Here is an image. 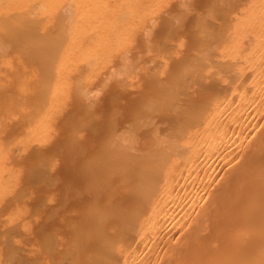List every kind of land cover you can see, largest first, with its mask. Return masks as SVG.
Instances as JSON below:
<instances>
[{"label": "bare ground", "instance_id": "bare-ground-1", "mask_svg": "<svg viewBox=\"0 0 264 264\" xmlns=\"http://www.w3.org/2000/svg\"><path fill=\"white\" fill-rule=\"evenodd\" d=\"M168 1H170V0H0V56H2V57H0V59H5V58L8 59L9 56L11 58V54L9 52L8 53L10 55L8 54L9 56L8 55L5 56V54H7L6 50H10V48H12L11 50L13 52L14 51L18 52V50L20 48L22 50H19L20 54L17 57V59L20 58L21 55L23 56V55L27 54L25 56L26 57L28 56L32 60L31 59L30 60L27 59L28 57L27 58L24 57V58H25V60L27 59V61H29V62L32 61L31 63L28 62L30 65L31 64L32 65L35 64L36 61H37V63H40L41 61L44 60L46 62L45 63L43 61L44 64H46V66H49V65H47L48 61H46V59L52 61V62H50L51 63V65L49 66L50 69H48L47 67H43V66H45L43 63H42V66H40V68L34 69V71L35 70H40L41 71L43 69L45 72L48 69L49 71L47 70V72H51V74L50 73H45L47 75V76L45 75V78L49 77V75H50V78L49 79L47 78L48 79V83L47 82L45 83V81L44 82L42 81V80H47V79H44V77L41 80L43 82V84L44 83H45V85L47 84L46 87H41L42 91L43 92H44V90L46 91V88H47V91H46V93H44V95L46 94L45 96H43V92L41 91L42 92L41 96H42V98L43 97L44 98H43V100L40 103V106L38 108V112L36 111L37 115L34 114L36 117L34 116L33 119L31 118V120H30V118H28V117H30V115H29L30 112L28 113V111H30V110H28L30 107H28V109L26 108L28 111L26 110L25 113H24V109H25V106L27 105V103H25L26 105L25 104L22 105L26 101L30 104V101H29L30 100L29 99L30 96H28L29 98L25 99L26 101L23 99L25 97V95H27V92H28V91H26V89L28 88L27 86L31 84V83H29V84L27 83V82H29L30 78L29 79H24V80L22 79L23 75L26 74L25 69L27 70V68H29L28 64H26V62H24L26 64L25 66H27V68L25 67V69H24L25 72L24 73L19 74L21 78L20 79L17 78V79H19V81L21 80L20 82H22V80L24 81V83L23 82L22 83H18L17 82L20 85V88H18L19 90L17 89L19 91V93L20 92H22V93L26 92V94L23 93L24 97L21 98V94L22 93H20V94L17 93V90L15 91V93L12 92V91H14V89L11 91L12 92L11 94L10 93L8 94V92H10L9 89H7L8 91L5 89L7 93L3 92L4 88L2 89V87L5 84L2 85L4 81L0 80L1 81L0 84L2 85V86L0 85V90H1L0 91V96L6 95V96H2V98H5V100H6V97H7V101H8V99L10 101V102H7V101L2 99L3 102H4L3 103L4 104V110H7V112L4 111L3 113L4 114L7 113L6 114V118L7 119L5 120V118L4 119L2 118L0 120V123H2L1 121L7 122V126L9 128L11 126V128H12L13 125H11V124L14 122V119H16L18 117L13 118V121H12L11 118H10V117H13V116H10L11 113L14 114L16 112V114H17V111L19 110L18 111L19 113L16 116L20 115V117H21V114H22L21 112H23L24 117H25V114H27V113L29 115L27 117L28 121H29V124L27 126L28 128H26V132H25L24 138L20 142L16 140L17 144L15 142H13V141H15V139H14L15 137H13L14 140L11 139V138H8V140H7L5 137H3V136H7L6 132L9 133V136H10V133H11L10 131H8V129H9L8 127L7 128L5 127L7 130H5V128H3V125L6 126V123L5 124L3 123V124L0 125V127L5 130V132H3L4 130L0 129V134H1L0 138L2 137V141L0 140V203L1 204L4 201V198H6L7 195L12 193L11 191L15 187H17L16 185L18 184L19 179H20L19 178L20 177L19 176L20 175L19 174V170H20L19 167L21 166L20 163H19V167L17 168L19 170L15 169L14 166H15L16 163L14 162L13 167H11V165L13 164V160L11 162L9 158H11V155H16V154L9 153L10 151L12 152L13 149L11 148L12 150L11 149L9 150L8 148H10V146L7 147L8 145L5 146V145L2 144V142L5 141L6 144L7 143L9 144V143L12 142L13 145L15 144L16 146L18 145V142L22 143L23 145L21 144V146H23V148H20L18 150H20V151L22 150L23 153L26 152L25 149H28L27 147L31 148L32 146H35V145L38 147V149L36 147H33L34 148L33 150L36 151L35 153H37L36 154L37 156L31 157V158H33L35 160V158L40 155L38 157V159L39 158H41V159L40 160L36 159V160H38L39 163L35 160V163L37 165H39L38 168L36 169V164H34L35 167L30 165L31 168H30L29 165H28L29 168L26 165V167L28 168L27 172H29V169H30V171H32L31 169L34 167L33 168L34 172H32V173L30 172L31 175L33 174V176H30V174L27 173L26 171H25L26 173H24V171L22 172L20 170V172H22L25 175L24 176L21 173L23 178H24V180H27V181H25L26 184H29V185L25 186L24 182L21 184V181L23 180L22 176H21L22 180L20 179L21 181H20V184H18V185H23L22 188H25V190L24 189H22V190L24 192V191L30 190L29 189V188H31L30 184L31 185L32 184L33 185H35V184H43V181H46V179L48 178V176L45 173V170L47 169V165H48L47 162H49V161H46L48 159V158H46V157H48V154H45L46 153V149L42 150L43 148H46V147L41 148V146L44 145V143L46 141H47L46 143H48V141H50V144H51V140L53 139L52 137L54 136V133H55V127H53L52 124H55V126H56L57 124H59L61 122V121L58 122V120H60V117L61 118L64 117L65 113H63V112H65V111L64 110L62 111V109H64L65 106H66V103H65V101L67 102L66 99L71 98V100L69 99V102H67V105L69 106L70 104H72V102H70V101H74L75 99L79 98V97H77L78 94H79V96L81 95L83 97H84L85 94L87 95L88 92L85 93L84 90L86 88L88 89V87H90L89 84H88L89 86L87 85L86 81L82 80L83 78L80 79V77L77 76V73L79 72L78 70L80 68H82L81 65L83 64L82 65L83 67H85V65H86V71L85 72L88 71L87 72L88 74L90 73V75H91L92 72H95V73L92 74V75L95 74L93 76V78H91L90 75H87L86 78H85V76L83 74L84 80H88V83H89V80L97 79V80H94V81L98 82V79L100 80L101 79L100 77L105 75L103 73L108 71L107 70V71L103 72L102 73L103 75L101 76L100 75L101 74L100 71L104 70V69H101V68H104L103 66H106V64H107V66L111 65V67H113L112 66L113 61L114 62L117 61L119 55H120V57L122 56L121 54H119L121 52L120 50H119L120 52L118 53V49H122L124 47L122 49V51L125 49L124 52H123L124 54L122 53L123 54L122 57H124V58L121 57L119 60L120 61L124 60L125 62L127 61L126 65L128 64L127 66H129V67H126L123 61H122L123 62V64H122V62L120 63V61L118 60V64L119 65L121 64L120 65L121 67L119 65H117L116 62H115L116 64L113 63L114 66L117 65V66L120 67V68L118 67V69L116 67H113V69H115V70L117 69L116 73H118L120 70L124 69L123 70L124 74L120 75L121 74L120 72H122V71H120L118 75H120L121 77L116 76L117 74L115 72H113L115 70H113L112 68H111L112 70H110V67H108L109 68L108 72H110L109 74H111V76H112V72H113V76L111 78L114 77L115 79H117V80H115V82L117 81V84H119L120 86H122L121 84H123V83L126 84V85L123 84V86L125 85L123 88L121 87V89H123L122 90V92H123L125 87L127 86V83L124 80H120L121 82L123 81V83H120L119 79L120 78L123 79V75H125V73H127L126 71H128V73H129V70L133 69V67H134L133 64H135V68H136V66L138 67L137 63H135V62L139 61L137 59H136L137 61L136 60L134 61L131 58V56L129 55L130 52H131L130 46H128L129 49L127 50L126 47H125V46H127L126 43H130V42H128L129 38H131L130 36L131 35L134 36L135 34H137L135 32H137V30H139V29L140 30L144 29V31H146V29H147V33H148V31L151 32V30H148V28L150 29V27L154 26V27H152V29H155V27H156L155 25H157V23H159V22L156 21L157 19H154V18H157V16L155 17V15L157 14V12L161 11L160 8L163 7V5L165 7H166L167 4L171 5L170 3H167ZM172 1L173 0H171L170 2L175 4V2L177 3V1L180 2L182 0H176V1H173V2ZM186 1H187L186 3H188L189 0H186ZM213 1H212V4H213L212 7L210 5H208V6H210V7H208L209 9L213 8V6H214V10L211 9L210 11H219V10H221L222 12L219 11V13L221 12V13L226 14V15L223 14L225 16V19H226V20H224V17H223V21H225V22H227L229 24L230 21H227V19H228V16L230 17L231 15L228 14V12H229L228 10L226 11V6H223L224 4L221 1L222 6L219 9L220 4H215L214 5V3L215 2L219 3L220 1L216 0V1H214V3H213ZM233 1L235 2V0H233ZM113 2H114V4H113ZM246 2H248V4L246 6H245V4L242 5V4L238 3V4L242 5L245 8H244V10H242V9L240 10L241 13L239 15L237 14V13H239L238 12L239 10L237 11V13L235 12L237 17H234L235 19H234V21L231 24H229L230 25L229 27L226 24L227 25V29L224 28V27H226V25L223 24L222 20L221 21L219 20V23L222 22V24L224 26H221L222 24L220 25L218 23V21H217V24H219V26L216 24L217 27L216 26H214V27H216L218 31H219V27L222 30L225 29V30H223L221 32L217 31V33H219V35L217 34L218 36L214 33V31L216 29L215 28L214 29L210 28V27L213 26L212 23L213 22L216 23V21L213 20L212 23L211 22L209 23L212 26H208L209 20H208V22L206 20L207 19L206 17H208V16H209L208 18L211 19V17H213L212 15L215 16L212 19H216L217 13L212 12V14H211V13H209L210 11H208V9L207 10L204 9L205 11H208V13L205 12L204 15L203 14L200 15L201 16L200 18H199V16H197V19H198L197 22L200 23L201 20H199V19L204 17V19L203 18L202 19L205 20L206 25L204 23H202L203 20H202V22L200 24H203V26L205 25L206 27L204 26L205 27V28L203 27L204 29H202V28L199 29L200 26H202V25H200V26L198 25L199 26V28H198L199 30L198 29L196 30L197 27L195 26L196 27L195 28L196 32H198L200 30L205 31V32L200 31L199 34H198L199 36H201L200 34H202L201 39L198 37V39L201 40L200 41L201 43L197 46L198 48H201V49H199L200 51L198 50V52L199 53L202 52V55H200V54H198V56L196 55L197 58L199 57L198 59L196 57H195L196 59L194 57H192L195 60L190 58L191 59L190 61H188V62L185 61V62H187V66H186V64L184 62L185 65L182 64L183 67H178L175 70L178 73L177 78H176V75H175L176 74L175 71L173 72V73H175L174 74L175 76H173V77L176 78V80L179 79V82H182V84L179 85V84H177L178 82L173 81L174 80L173 78H172V80H171V78L170 79L168 78L169 81L171 80L170 83H168V84H171V82L173 81L174 83L176 82L175 84H177L178 87L180 86L181 88H184L186 86L185 89L188 90V91L186 90V92L189 94L190 93L189 92L190 91L189 87L192 86V88H193V86L195 84H196L195 86H197V87L200 84H206L207 83L206 80L208 81L212 77V80L211 79L210 80L213 81V82H211L209 80V84L211 85V83H213V86H211L209 88L208 87L209 84H206L204 86L202 85V87H200L201 85L198 87V89L202 88L201 89L202 91L206 88V90L209 92L208 95H210V98L207 100V102L203 101L205 103L201 102L200 103L201 105L195 106V105H193L194 104L193 103L194 102L193 101L194 97H193L192 98V101H193L192 104H190L191 102L187 101V102H189V103H187L188 104L187 105L185 102H186V100H190V99L188 98L189 97L188 94H187V97L184 96V95H186L185 89H183V90L178 89V87L175 84H173V85H175V87L167 89V87L165 88V86H163L166 83H163V85H161L162 83L160 84V82H162V81H160V78L157 77L159 79V81L157 80L159 85L163 86V87H161L162 91L159 90V92H161V94H162V92H164V93H166V91L168 92V93H166L167 95H165L163 93L165 96L162 94L165 98H163V96L161 94H158L159 100H158V97H157V99H155L156 96H155V98H154V96L153 97L151 96V99H149L151 103L149 102V100H147L148 102L146 101L150 105L149 104H144V109L143 110L141 109V108H143L141 106L140 109H139L141 111H138L139 113L137 112L136 113L137 115L135 114L136 118H135V116L133 114L134 122L130 121L132 123H129V126L126 125L127 127H129L127 130L124 127V129H123L124 133H123L122 130H121L122 132H120V131H118L116 129L117 127H114L116 125V121H114V117H113V120L112 119L109 120L110 122L114 121L112 123H114L115 125L111 123L112 126H110V129L114 128L115 131L112 129L111 131H112L113 135L109 134L108 138H110V136H112L111 140H113L115 137L120 138V136H118V135L124 134L123 136L121 135L122 136L121 138L124 137V139H125L126 137H128L130 139H128L127 141L125 140V142H124L123 139L118 140V138H117V140H115L116 139L115 138L114 142L112 141L113 144H111L110 142H108V141H111V140H109V139L107 140L105 138L106 141L103 140V142H101V143H104V144L105 143L108 144V146H105V147L103 146L104 148H107V150L104 149V153L103 152L102 153L105 154V152L108 151L109 153L106 152L105 156L108 155L109 157H108V159L102 160V159L99 158L100 156L101 157L103 156V154L101 153V155L99 154L98 157L95 156L98 159L93 158V159L97 160V162L96 161L92 162L94 160H92V161L90 160L91 162L87 160V163L89 164V165L86 164V166L89 167L87 174H89V173L92 174V176H90V175L89 176L91 178H93L94 180L91 181L90 177H89L90 179L86 178V180L90 181V183H89V181H86V184L88 183L87 184L88 185L87 189L90 186L89 190L86 193H88L89 191L92 190L91 186L98 187V185L96 184V183H98V180L95 179L96 177H99L98 175L103 174L102 176L99 177V178L102 177V180H105L104 178L108 179L110 177H112L111 178V180H112L114 177H119V176H120V179H121L122 175L125 176V171H126V174H127V172H128L127 170L131 169L134 172V174H132L133 172L131 173L132 175H134V176L131 175L132 176L131 179L134 178V180H135V182L133 181L134 186H135L134 194L136 193L135 194L137 196L136 199L137 200L139 199L138 201L140 203L145 204L146 208L144 207L145 209L141 211L142 206H140L141 209L139 207H137L138 210H133L132 214L129 217L121 215L122 213L120 214V216H118L121 219L120 222L117 225L118 229L116 228L117 231H118V233H117L118 234L117 235L118 238H116L114 240L113 239L111 240V237L109 238V237L106 236L105 239L107 241L105 239L102 240V242H104V243H102V248H99L98 250L96 249L94 251L96 253V255H94V256H97V258H98L97 253L98 254L102 253L101 254V260L99 259L100 260L99 264H166V263H173L174 261H177L179 258L181 259L182 257L183 258H188L187 255L189 253H190V255L192 253V255L189 256L190 260H189V258H188V260L185 259V262L187 260V261H190L191 264H192V262H191L192 261V259H191L192 256H193L192 258L194 260L193 263L195 262L196 264L197 263L198 264H264V174H263V172H264V168H263L264 167V162H263V159L260 160V158H259V156H261V158H262V155H263V152H264V0H246ZM246 2L244 1V3H246ZM182 3L184 4L185 2L182 1ZM182 3H180V4L178 3V4L180 6H182ZM186 3L184 4V6H186ZM210 3H211V0H210ZM236 3L237 2H235V5H233L234 7H236ZM65 4H66L67 8L70 11L68 9H66V11L63 9L64 7H66ZM218 5H219V7H217L216 10H215V7L218 6ZM184 6L181 7L183 11H184V9H183ZM187 6H189V5H187ZM167 7H169V6H167ZM190 7H192L191 3H190ZM61 8L65 11L64 13H63ZM119 8H120V11H119ZM121 8H124V9H121ZM188 8L189 7H187V9ZM222 8H224V9H222ZM187 9L185 10L186 13H187V11L189 12V9L188 10ZM227 9H228V7H227ZM164 10H166V9L164 8ZM194 10H196V9H194ZM235 10H237V9H235ZM61 13H63V15L66 17L65 18L66 20L64 19L65 21L62 19V18H64V16ZM161 13H162V11H161ZM182 13H179V15H181L180 18L184 17L182 15ZM199 13H201V12H199ZM235 13L233 14V16L235 15ZM65 14L69 15L68 18H67V16ZM183 14H185V12ZM187 14H185V15L187 16ZM206 14H211V16L210 15L206 16ZM227 14H228V16H227ZM162 15L168 16L167 13L166 14L163 13ZM179 15L175 16L174 18L178 19ZM219 15H221V14H218V16H217L218 19L219 18L222 19L221 16H219ZM159 16H161V14ZM159 16H158V18H159ZM153 19L156 22L155 24L152 23ZM170 19L172 20L171 17H170ZM184 19L186 20V17ZM177 21H179V19ZM65 22H67V23H65ZM149 22H151L150 24L151 25L153 24V25L150 26L148 24ZM59 24L61 25L60 27H59ZM147 24L149 26H147ZM55 25H58V27L60 29L56 28L57 29V33H53L52 34V32H50V29H52V27L55 26ZM170 25H171V23H170ZM58 29H59V32H58ZM207 29H208V32H210L211 29H212L211 32H212V34H215L214 35L215 37H213L212 34H210L211 32L210 33L206 32ZM140 30H139L138 34L136 35L138 37H139ZM169 30L172 31L173 28L171 27V29H169ZM33 31H35V33ZM53 31H54V29H53ZM161 31H163V30H161ZM166 31H168V30H166ZM224 31H226V33ZM168 32H169L170 35L174 34L173 32H170V31H168ZM204 33H205V35L207 33H208V35L210 34L208 37L212 36L213 39L212 38L210 39V41L212 42V45H216V44H218L217 42H221L220 45L219 44L217 45V49L215 48V46H211L210 47L204 42V40L207 37V36L204 35ZM221 33L224 34L223 35L224 37H222L223 40H220L221 39L220 38L219 39L220 41H219L217 37H219ZM144 34H146V33H144ZM144 34L143 33L141 34L142 37L144 36ZM150 34H152V32ZM150 34L148 35L149 41L151 39L150 38L151 37ZM138 37L136 38L137 41L135 40L136 42L134 41L133 38H131L130 40L133 39V41H131V43L135 42L134 44H137L139 42L138 41ZM37 38L38 39L40 38V40L43 38V39H46V41L43 40V42H42V40H41L40 41L41 43H40V42H38L39 41L38 40L37 41L38 43L36 42L37 43L36 44L34 41H36ZM139 38H141V37H139ZM146 38H147V35H146ZM216 38H217V40H216ZM198 39H197V41H199ZM214 39L217 42L216 41L213 42ZM7 40L11 41V43H15V45H13V44H11L9 42H6ZM47 40H48V42H47ZM50 40H51L52 43L51 42L49 43ZM44 41L47 42V44L48 43L51 44V45L48 44V46H51V47H48V48L46 47L45 48V46H47V45L45 43V46H44ZM143 41L145 42V40H143ZM147 41H146V43L148 44ZM169 41H171L170 42L171 44H173V42H174V41L172 42L171 38H169ZM169 41H168V43H169ZM207 42H209V39H208ZM8 43H9L10 47H8ZM33 43H35V44L32 45ZM39 43H40L41 46H44V48L46 50L43 47H39L40 46ZM131 43L128 44V45H132ZM149 43H150V47H149V45H147L149 47V50H148L149 54L150 53H154L153 50H154L155 47H151V44H153V41H152V43L151 42H149ZM164 43L162 45L159 43L160 44L159 45V49L163 50V52L166 53L165 54L166 56H169V53L167 55V52H168L167 49H163L165 47V45H167L168 43L166 42L165 45H164ZM210 43H208V44H210ZM140 44H142V43H140ZM171 44L169 46L170 50L172 48ZM11 45H13V47ZM36 45H38L37 46L38 48L36 47L37 50L35 48ZM181 45L182 44L179 43L180 47H182ZM15 46H17L19 48H15L16 50L15 49L13 50V48ZM31 46L33 48H35L34 49L35 51L31 48ZM152 46H154V44ZM156 46H158V45L156 44ZM160 46L162 48H160ZM175 46H176V43H175V45L173 47L175 48ZM145 47H144V49H145ZM148 47H146V48H148ZM212 47H214V49H216V50H214ZM7 48H9V49H7ZM30 48H31L32 51L29 50ZM165 48H167V46ZM177 48L174 49L175 52H178ZM211 49H212V52H214V54H216L215 56L211 52ZM11 50H10V52H11ZM116 50H117V52H116ZM155 50H156L155 52H157L156 48H155ZM28 51L29 52H33L34 51L35 55H32L33 53H31V55L33 57H30V55H28L29 54ZM128 51H130V52H128ZM174 51H171V52L169 51V52H170V54L173 53L175 55ZM196 51H197V49H196ZM215 51H216V53H215ZM23 52H24V54H23ZM114 52L118 53L117 54L118 57L115 55ZM125 52L129 53L128 54L129 57L125 58V56H127V53H125ZM158 52H159V50H158ZM46 53H48V54H46ZM41 54L45 55L46 58L45 57L42 58V56H41V59H43V60L40 61L39 59H40V55ZM143 54H144L143 61H145L146 56L149 55V54H147V55H145V53H143ZM154 54H155L154 56H156L158 53L157 54L154 53ZM159 54H160V52H159ZM47 55H48V57L50 59L47 58ZM112 55H115V58H117V60L113 59V61L111 63L109 61H111V59L114 58V56H112ZM174 55H172V56L175 57ZM176 55H178V54L176 53ZM211 55H212V60L210 59ZM13 56L14 55L12 54V57ZM149 56L154 57V56H152V54L149 55ZM213 56L215 57L214 58L215 60H213ZM38 57H39V59H38L39 61L38 60L35 61V59H37ZM141 57L143 58V56H141ZM156 57H155V60L157 59L159 64L156 66L154 64H156L158 62L155 63V60H153L154 62L151 61V63H154V64L151 65L154 68V71L153 70L152 71H153V73L154 72L156 73L155 68H157V67L159 68L160 67V69H158V70H160L159 72H158L157 69L156 70H157L158 74L161 75V74H163L165 72L164 68L166 67L165 69H167V70H168V68H167V65H165L166 64L165 60H164L165 62L163 61L164 63L160 62L162 60V58L164 59V57H162L161 55H158V57L161 60L160 59L158 60V57L157 58ZM173 57H171L170 60H173L174 59ZM188 57H190V56H188ZM109 58H111V59H109ZM129 58L132 59L131 63H133V61H134V63L131 65V67H130V62H129L131 59H129ZM137 58H139V57H137ZM169 58L167 57L165 59H169ZM14 59H15V56H14ZM150 59L148 61H150ZM13 60H10L11 62H9L10 63L9 66H7L8 65L7 63H5L6 59H5V61L4 60H0L1 64L4 61L2 66L5 67V70H6V66H7V69L9 67V69H8L9 72L8 73H10V74H11V72L13 73L14 71H18L17 69H19V67L17 69H15V70H14V68H12V71H10L11 70L10 66L15 67L16 60H14L15 62ZM192 60L195 61V62L191 63ZM8 61L9 60H7V62ZM12 61L14 62V65L13 64L11 65ZM108 62H109V64H108ZM208 62H211L210 63L211 65ZM104 63H106V64L104 65ZM17 64H18V62H17ZM20 64L21 63H19L18 65H20ZM40 64H38V67H39ZM143 64H144V67H145L146 63L143 62ZM122 65H123V67H122ZM148 65H149V63H148ZM168 65H169V63H168ZM21 66H20V69L23 68V66H22V68H21ZM77 66H78V69L76 68ZM124 66H125V68H124ZM151 66H148L150 68H148V67L146 68L147 71L145 70L146 73L149 74V75H150L151 72H149L148 69L151 70ZM188 66H190V67H188ZM41 67H42V69H41ZM90 67L92 68V70L90 69ZM140 67H142V65ZM140 67H138L140 70L144 68V67L143 68H140ZM161 67L162 68L164 67L163 71L161 70ZM186 67H188L187 68L188 71L186 69H184V70L182 69V68H186ZM35 68H36V66H35ZM44 68H47V69L45 70ZM74 68H76V70L78 72H76V70ZM87 68H89V69L87 70ZM128 68H130V69H128ZM138 68H136V69H138ZM73 69L76 72L74 74L76 75V77H78V80L79 79H80V81L82 80L83 81L82 84H84V82H86L85 85L87 87L85 85H83V87L85 86V89H83V90H81V88H83V87L81 85H79V81L78 80H77L78 81V83H77L78 85L76 83H74V84L77 85L76 87H79V88L81 87L80 88L81 92L80 91H76L75 87L72 90H70L71 89V84H73V83L70 82L69 78L71 76L68 77V75H69L70 72L73 73ZM97 69H99V70H97ZM125 69H127V70L125 71ZM136 69H134V71L130 70L131 73H129V75L131 74L130 75L131 77L133 75L132 72L135 73ZM139 69L137 71H139ZM144 69H143V71H144ZM178 69H181L182 71L181 70L180 71L182 73L179 72ZM8 70H6V71H8ZM29 70H27V72H29ZM80 70H83V69H80ZM96 70L99 71V72H97V74L100 73L99 74L100 77L98 76V78L95 77L96 76ZM31 71H32V69H31ZM83 71H80V72L83 73ZM143 71L141 70L142 73H143ZM161 71L163 73H160ZM183 71H187L188 75L183 73ZM40 73L41 72H39V74ZM155 73L154 74L151 73V75H153L152 77H154ZM191 73L197 74L199 76V78L197 77V75L196 76L195 75L194 76H190L189 74H191ZM39 74H37V76ZM43 74H41V75L43 76ZM109 74H108V76L110 77ZM28 75H30V73H28ZM28 75H27V77H28ZM78 75H80V74H78ZM138 75H139V73H138ZM164 75H165V73L163 74V76ZM169 75H171V74H169ZM179 75H181V76L179 77ZM32 76H35V78H37L36 75L32 74ZM88 76H89V78H88ZM108 76H106V78H105V80H107V81L109 80L107 78ZM145 76L147 77V75H145ZM155 76H157V73H156ZM186 76H190L189 78L190 79L193 78V79L191 80L192 82L190 81V83H189V78L187 77L188 80H186V84L184 85L185 82L183 83L182 79L186 78ZM209 76H210V78H209ZM133 77H134V75H133ZM152 77H151V79H152ZM194 77H195V79H194ZM1 78L2 77L0 76V79ZM5 78H6V76H5ZM9 78H10V76H9ZM9 78L7 77V79H9ZM35 78H33V79H35ZM71 78L73 79V77H71ZM111 78H110V81L108 83H110L111 81L114 80V78H113V80ZM129 78L130 77H128V81L130 80ZM141 78H142V76H141ZM197 78L199 80L201 78V81L199 82V80ZM206 78H208V79H206ZM7 79H5V80H6V83L7 82L9 83V85L8 84H6V85H8L7 87H9L12 82H10ZM76 79H73V80L75 82H77ZM103 79H104V77H103ZM124 79H126V81H127V78L124 77ZM133 79L131 78L130 81H132ZM144 79H146V78H144ZM148 79L151 80L150 78H148ZM164 79H166V78H164ZM105 80H104V83H103V85L104 84L105 85L104 86H98L99 87L98 90H97L96 87L92 88L93 87L92 85L95 84V82L93 81L94 82L93 83V82L90 81L91 86H92L91 89H93V90L96 89V91H94V92H96V96H97V93L100 90V87L101 88L105 87V86L108 87V84H106L107 81L105 82ZM161 80H162V78H161ZM195 80H198V81L195 82ZM204 80H205V83L202 82ZM11 81H15V78L13 80H11ZM101 81H102V79H101ZM101 81H99V82H101ZM154 81L157 82L156 78L154 80L152 79L151 82H154ZM165 81L166 80H163V82H165ZM36 82H37V80H36ZM133 82H134V80L131 82V84ZM155 82L153 84H156ZM193 82H195V83H193ZM25 83H27L28 85L25 84ZM158 83H157V85H158ZM14 84L15 83L13 82V85ZM18 84H17V86H19ZM21 84H22V86H21ZM43 84H41V85H43ZM128 84H130V83H128ZM32 85H33V82H32ZM32 85H30L29 87L31 88ZM133 85H136V84H132L131 85L132 89L135 88V86L133 88ZM159 85L156 86V90L158 89V87L160 89ZM73 86H75V85H73ZM131 86L127 87L128 89H125L126 93L129 92V89L131 90ZM206 86L208 87V89H207ZM30 88H28L27 90H30ZM162 88H164V90ZM102 89L107 90V88H102ZM136 89H139V88L137 87ZM210 89H211V91H209ZM206 90H204V92H206ZM30 91L32 92V88H31ZM30 91H29V93H30ZM88 91H89V93L93 92L92 90H88ZM181 91L182 92L184 91L185 94L184 93L181 94ZM192 91H194V90L192 89ZM198 91L200 92V90H198ZM72 92L74 93L73 94L74 96H75V94L77 92V94H76L77 96H75L77 98H74V96H72V94H71ZM131 92H132V90L130 91V93ZM211 92H212V95L210 94ZM16 93L18 94L17 98L15 97ZM68 93L71 94V95H70V97L66 98V96H69ZM135 93H137V92H135ZM37 94H39V93H37ZM180 94H181L182 98L184 97L183 99H185V97L188 98V99L183 101V99L180 98ZM9 95H11V96H9ZM124 95H127V94H124ZM191 95L192 94H190V98H191ZM8 96H9V98H8ZM18 96L20 97L19 102L17 100H15V99H19ZM92 96H91V98H92ZM134 96L135 95H133L132 97H134ZM160 96H162L163 100H160L161 99ZM178 96H179V98H178ZM37 97L39 98V96H37ZM88 97H86V98H88ZM145 97H147V96H145ZM10 98L12 100L14 99V102L16 101L18 103L15 102L16 103L15 104L13 101H12L13 103H11ZM86 98L84 97V102H86L85 101ZM93 98L95 99V96ZM116 98L115 97L113 98V101H112V103L114 102L113 105H116V102H117ZM147 98H149V97H147ZM21 99L24 100V101L21 102L22 101ZM152 99L154 100L155 103H152L153 102ZM177 99H178L179 103L180 102L181 103L184 102V103H182L183 106L181 105V103L179 104L177 102ZM79 100L81 101V97H80V99H78V103H79ZM144 100H146V99H144ZM32 101H31V103H32ZM82 101L79 103V104L82 103L81 105H79L78 103L77 104L79 106H82L83 103H84ZM87 101H89V103L87 105H90L91 107L94 106V105L92 106V103H90L91 100H87ZM20 102H21V104H20ZM75 102H76V100H75ZM91 102H93V104H96L93 100ZM5 103H7V104L10 103L9 105H7L8 108L7 107L5 108V105H6ZM68 103H70V104H68ZM77 104H76V106H78ZM84 104L86 105V103H84ZM97 104L95 106H97ZM195 104H198V103H195ZM113 105L111 106L112 108L114 107ZM184 105L186 106V108H188V109L190 108L191 111H189V110L185 111V109H184L185 106ZM0 106H1V100H0ZM71 106H69L67 112H69ZM189 106H191V107H189ZM2 107H3V105H2ZM91 107H89V106L87 107L86 106V108H85V106H84L83 108H85V109H81L80 107H77V109L80 108L79 111H81V110H85L86 111L87 108L89 110V108H91ZM65 109H67V108H65ZM77 109H75V110L79 113V111ZM11 110H13L14 112L10 113ZM90 110H92V108ZM90 110H89V113L92 112ZM162 110L164 112H160ZM32 111H33V109H32ZM61 111H62V113H61ZM113 111H114L113 114H116L115 113V109L112 110V112ZM154 111H155V113H154ZM158 111H159V114L162 113L164 115H165L166 112H168V116H167V114L165 115V117H169L168 119L173 118L175 120V118L173 116L174 115L179 116L180 117L179 119L177 117L176 118L182 122V123L180 122V124H175V123H179L178 121H176L177 119L175 121H173V119L171 121V119H170V121L172 123L175 122L174 123L175 126H174V125H172V123L170 121H169V124H167L168 120L166 121L167 122L166 125H168L166 128H168V127L171 128L170 125H172L174 127L172 128L171 133L168 132L171 129L169 130V129L165 128L163 130L162 128H164V127H162L161 128L162 129L161 130L162 131L161 134L163 133V135L165 136L166 133L164 134V131L166 130L165 132H168V135H169V133L170 134H172V133L176 134V138L179 137V139H176V138H174L173 136L170 135V137L174 138V139L170 138V139H167L168 140L167 141L165 139H166V137L168 135H166L164 140L167 141V143H166L167 145H166L165 148H163V150H160V151H158L159 150L158 147H159V145L161 143L160 142H159L160 144L159 143L156 144V143L159 141V139H163L162 138L163 136L162 135L159 136V138L157 140L156 139L157 136L155 135L156 134L155 131L158 129V127L160 125H158L156 123L158 125V127L156 126L157 129H154L155 131H151V130H153L152 127H155V125L153 124V123H155V122H153L155 119H153V117H155V115L158 114L157 113ZM86 112L88 113V111H86ZM86 112L84 113V111H82V113L84 115L83 114L81 115V113H79V115H81L82 117L85 116V118L84 117L81 118V116H79V115L78 116L80 118L76 117V115L78 113L75 112V115H74L73 114L74 112H72L71 114H73V115L69 114V115H67L66 119L65 118H63V119L66 120V122H68L67 121V119L69 118L68 116H70L69 121H71L70 120L71 118L74 119V117L78 118L79 120L82 119V121H80V123H79L78 119H74V120H78V124H80V125H78V126H80V127H78V130H79V128L83 129L82 125H81L82 123L85 124V122L89 121V125L90 126L87 125V127H89V129H92L94 126L96 127L97 125H95L93 121H92L93 124L91 125L90 119H92L93 117L90 116L91 118L89 119L88 118L89 117V113L86 114ZM94 112L96 113V110L93 111V113H92L93 116L95 114ZM59 113H61V114H59ZM62 114H64V115H62ZM85 114L88 115V116H86ZM152 114H154V115H152ZM164 115H163L162 118H164ZM3 116H5V115H3ZM56 116H59L58 117L59 119H56ZM137 116H139V118H137ZM148 116H150V118L153 116L151 118L153 120L151 121L148 118ZM181 116H183V117L181 118ZM95 117H97V116H94V118ZM156 117H158V116H156ZM8 118L11 120L12 123L11 122L8 123V121H9ZM27 118H26V121H27ZM97 118H96V120H97ZM159 118H161V117H159ZM83 119L84 120L86 119L85 122H84ZM115 119H116V117H115ZM64 120H62V121H64ZM148 120L151 121L152 123L149 124ZM24 121H25V119H24ZM94 121H95V119H94ZM56 122H58V123H56ZM66 122L65 121L61 122V123H63V124H61V126L67 125ZM110 122H109V124H110ZM25 123L24 122L23 123H19L20 125L18 124V125H16V127L18 128L19 126H21L22 124H25ZM95 123H96V121H95ZM9 124H10V126H9ZM73 125H75V124H73ZM144 125L145 126L148 125V127H150L151 130H147V132L148 131L150 132L149 135H151V134L153 135L154 134L153 138L156 137L154 139H155V141L156 140L157 141L155 142L151 138V142L153 141V143L151 145V150H154V148H152V146L154 144H155L154 147L156 146L155 150L151 151V153H148V150H146L147 152L145 151L144 153H148V154H146V155L144 154L143 155V153H141V155L139 156L140 150L137 149V151H135V149L137 147H135L134 144H136L135 142H137V139L140 136L139 134L141 133V132H139V133H136V132L140 131V129H141L140 127L141 126L144 128ZM152 125H154V126H152ZM22 126H24V125H22ZM22 126H21V128H22ZM67 126H70V129H72V125L71 124L69 125V122H68ZM75 126L74 127L77 128V124ZM13 127H14V129H17V128H15V124H14ZM51 127H52V130H54L52 132L53 134L50 133ZM84 127L86 128V124H85ZM11 128L9 130L13 129V128L12 129ZM24 128H25V126H24ZM145 128L147 129V127H145ZM87 129H85V130H87ZM75 130L73 131V133H76V134L72 135L73 133L72 134L70 133V135H72V137L74 136L76 138L77 132L79 133L81 131L80 130L79 131L78 130L75 131ZM95 130H96V128H95ZM136 130H138V131H136ZM159 130H157V131H159ZM113 131H114V133L117 131L118 135H115L116 133L114 134ZM144 131H145V129H143V134H144ZM93 132L94 131H92V133ZM125 132L129 133V135L126 136L127 133H125ZM5 133H6V135H5ZM49 133L52 136L49 135ZM114 135H115V137H114ZM137 135H139V136H137ZM157 135H159V134H157ZM136 136H137V139H135ZM72 137L70 136V138H72ZM77 137L80 138V136H77ZM4 138L7 141L6 140L3 141ZM63 138L65 139V137H63ZM70 138H68V139H70ZM132 138L134 139V141H131V140H133ZM9 139H11V141ZM48 139H51V140H48ZM18 140H19V138H18ZM70 140H67V144L70 147L67 144H65V143L64 144L67 145L70 150H72L71 147L73 148V145H75V148L73 149L75 151V149L78 148V147H76V144H78V143H75V142L72 141L73 144H72V142L70 144L69 143ZM78 140H77V142H78ZM129 140L132 143L129 142ZM164 140H161V142L164 141ZM53 141H55V140H53ZM118 141H119V143H118ZM126 142H127V144H126ZM11 144H9V145H11ZM79 144H80V148H82L80 142H79ZM150 144L151 143H149V146H150ZM54 145H56V144H54ZM16 146H14V147H16ZM19 146H20V144H19ZM19 146H18V148H19ZM56 146H58V145H56ZM136 146H137V144H136ZM160 146L163 147L162 144ZM63 147L65 148L64 145H63ZM161 147H160V149H162ZM35 148H36V150H35ZM39 148H41V149H39ZM56 148H58V149L54 148L55 150L53 149L52 152H51V153L54 152V158H55L56 151L61 149V147H60V149H59V147H56ZM80 148L78 150H80ZM156 148H157V150H156ZM5 149H7L8 152ZM16 149H17V147H16ZM83 149H85V148H83ZM33 150L31 149L30 150L31 153L29 152L31 154V156L34 154ZM37 150H39V151L42 150L43 152L38 154L39 151H37ZM28 151H29V149H28ZM74 151H73V153H74ZM110 151L111 152L112 151L115 152L116 155H114L115 156L114 159H113V157H110V154L113 156V153H111ZM136 152H138V153H136ZM261 152H262V154H261ZM23 153L21 152L19 154H21V156H22ZM42 153H44V154H42ZM48 153H50V152L48 151ZM51 153H50V157L49 158L54 159L53 156L51 155ZM76 153H79V152L76 151ZM81 153H83V152L81 151ZM19 154H17L18 158L21 157V156H19ZM60 154H61V150H60ZM68 154H70V153H68ZM43 155H45L46 157L43 156ZM8 156H9V158H8ZM17 156H16V158H17ZM27 156L29 157L30 155L28 154V155H26V157ZM42 156L44 157L45 161L43 160ZM69 156L70 155H68V157ZM75 156H76V154L74 155V157ZM13 157H15V156H13ZM13 157L11 159H13ZM24 157H25V155H24ZM24 157H22V159ZM61 157H63V156H61ZM65 157H66V152H65ZM263 157H264V155H263ZM103 158H106V157H103ZM111 158L116 162V164H115V162L112 161ZM99 159L102 160V161H99ZM49 160H51V159H49ZM109 160L111 161V163H109L110 162ZM233 160L235 161V163L237 162V167L235 166L236 164L233 166V168L235 167L234 170L235 169L237 170L236 171L237 175H235L236 172L234 173V171H229L231 169L233 170L232 167L230 169V165L232 166L231 163H232ZM7 161L9 163H11V165L9 163H7ZM30 161H32V160H30ZM51 161L52 162L51 163L49 162V163L51 165L53 164L52 168L54 169V165H55L54 161H56V159L55 160H51ZM84 161H86V160H84ZM19 162H20V160H19ZM40 162H42V163H40ZM43 162H46V163H43ZM73 162H74V160H73ZM112 162L114 164H112ZM90 163H95V164L93 166ZM8 164L10 165L11 168L9 167ZM102 164H103V166H102ZM110 164H112V165L110 166ZM17 165L18 164H16V166ZM83 165L85 167V164H83ZM91 165L94 167V168H92V170H90V167H92ZM95 165H97V167ZM112 166H113V168L115 170H116V167L120 168V170H119L120 172L119 171H115L114 169L112 170L111 169ZM45 167H46V169H45ZM95 167L97 169L98 168H100V169L96 170ZM105 167H107V168H105ZM262 168H263V172L261 174L260 170ZM13 169L17 170V171H14ZM22 169H23V167H22ZM50 169L48 167L47 171L48 172H50L51 170L53 171V169H51V170ZM85 169H86V167H85ZM104 169H105V172H104ZM110 170L115 171L117 174L118 173L119 174L116 176V174L114 173V175H113V172L110 171ZM95 171L97 172V174L95 173ZM99 171H101L100 172L101 174L99 173ZM35 172H36V174H34ZM82 172H83V170H82ZM110 172H111V174H110V177H109L108 173H110ZM227 172L229 174H227ZM94 173L97 176L93 175ZM121 173H122V175H120ZM233 173H234V175H233ZM104 174H106V177H105ZM230 174H231V176L228 178V175H230ZM44 175H46L47 178H45ZM48 175H51V174L49 173ZM128 175L130 176L129 172H128L127 176H125V178L128 177L129 179L126 178V180L124 182L127 181L128 183H130L132 180L128 181V180H130V177ZM26 176H28V177H26ZM75 176H73V177H75ZM217 176H218V178H216ZM219 176H220V180L218 181L217 179H219ZM233 176L234 177L236 176L237 178L236 177L234 178ZM260 176H262L263 178L261 179ZM31 177H32V179L35 178L36 180H32ZM36 177H39L40 179L36 178ZM224 177H225V179L227 177V179L229 181L231 180L230 178H232L234 181L237 179L235 184H236V186L238 188L237 187H235V188L238 189L239 192H240L239 189L243 190V188H248V187L250 188V190L249 189L246 190V196L245 197H243L242 195H237V196L234 197V200L230 199L231 198V196H230L231 192H229V194H226L227 197L223 193L225 191L224 188H226V187H224V185L226 184V181H225ZM28 178L30 180L29 183H28ZM50 179H51V177H50ZM223 179H224L225 183H224ZM78 180L80 181V178ZM95 180H96V182H94ZM111 180L109 181V179H108L109 184H110ZM233 180H231L232 184L230 183L231 181L230 182L228 181L229 183L228 182L227 183L229 185L226 184V186L227 187L230 186V185L233 186ZM34 181H36L35 184L33 183ZM51 181L52 180L46 181L44 185H46L48 182L50 183ZM221 181L224 184L221 183ZM37 182H39V183H37ZM93 182L95 183V185L93 184ZM104 182L106 183L107 181L105 180ZM49 183L47 184V186L49 185ZM100 183H101V181H100ZM253 185L256 186V189H253V187H252ZM110 186L111 185H109V187L108 186L107 187L111 188L110 191H112L114 188L112 189V187H110ZM232 186H231V188L234 189V187H232ZM27 187H29V188L27 189ZM94 187H93V189H94ZM102 187H105V186L102 185ZM66 188H68V187H66ZM228 188L226 190L230 191V189H228ZM16 189H17L18 192L16 194H13V195H15L14 196L15 200L18 199L19 201L18 200H16L15 202L12 201V203H14V204L10 205V203H9L10 201L7 202L8 201L7 200L8 198H7L6 199L7 201L5 200L4 203L7 202V204L10 205V207L11 206H13V207H11L10 211L7 213L6 220L4 219V216L2 214H3V212H7V210H9V207H8L7 204H6V206H4L5 204H3V206L5 208L8 207L6 209L5 208L3 209V206H1V209L5 210V211L1 212V214H0V217L3 220V221L2 220L1 221L4 224L6 222L8 223V227L5 228V229H7V231L10 232L8 234V238L10 236V239H11V236H12L11 234H13V233H20V234L22 233L23 235L25 234V236H22V237H26L27 233H31V231H32L31 230V227H32L31 223L33 225V222H31V220H32L31 218L35 217V219H34L35 222L34 223H38L39 219L36 220V216L38 218L39 217L38 214H41L40 212H38L39 210H37L35 207H34L35 211L30 209V208L28 209V207L25 204H29V202L27 203V201H26V202H24L25 204L21 203V201L24 198H25L24 200H26V198L28 196L32 195V194L29 195L30 191H28V195H27V192H26L25 194H23L24 196H22V194L19 193L20 187H19V189L18 188H16ZM101 189L102 188H100V190ZM22 190H20V192H22ZM77 192H78L77 193V197L75 196L76 193L74 194V197H76V198L82 197L81 196L82 194H80L81 191L80 192L77 191ZM91 192H96V191L94 190V191H91ZM104 192H106V191H104ZM227 192L225 191V193H227ZM96 194L99 195V193H97V192H96ZM132 194H133V192H132ZM236 194H237V192H236ZM20 195H21L22 200H20L21 198H18ZM25 195L27 197H25ZM218 195H219V197L220 196H222V197L219 198ZM228 195L230 197H228ZM88 196H90L89 193H88ZM212 196H214V198L217 197L216 201H214ZM8 197H10V195ZM95 197H94V200L96 199ZM211 197H212L213 200H211ZM60 198H62V197H60ZM89 198H91V197H89ZM89 198H87V199L89 200ZM73 199H75V198H73ZM47 200H49V203H50L52 198H51V200H50V198L47 199ZM208 200H209V202L207 203V205H208L209 210L212 207H214L212 210H215V208H218L217 211L220 210V212H217L216 210H215V212L217 214L221 215V216L224 215V216L227 217V215H225V214H230L234 210V212H233L234 215L231 214V217L228 216V218L230 217L229 221L227 220L228 222L226 220L222 219V221L224 220L223 221L224 223L227 222L228 224H229L230 221L234 220V221H232V223H234V224H230V225L227 224L228 229L230 228V230H232V233H231L232 236H230L229 233H228L229 235L227 234V236L232 237V238L229 237L231 239V242H229L227 240L228 242L222 248H221V246L215 245V243L212 244V242H210V240H212L213 238L209 239V243L207 241L208 238H206V240L204 239L205 235L208 233V232L207 233L205 232V231H208V230H206V229H208V227L205 228V224H206V226L209 225L208 223H209L210 218L211 217L213 218V215L216 214V213L213 214V211H211L210 213L207 211L208 208H207V205L205 206V202L208 201ZM79 201H80V199H79ZM91 201H92V198H91ZM212 201H213V203L216 202V203H214V204H216V207H215V205L210 203ZM239 201H242L243 204L241 202V206L237 207L238 203H240ZM16 202H19V203L17 204ZM82 202H83V199H82ZM47 203H46V205H47ZM53 203L54 202H52V204ZM90 203H92L91 204L92 206L89 205L91 207V208L89 207V209L95 208L93 206V204L94 205L99 204V203L96 204V202L95 203L94 202H90ZM140 203H139V205H140ZM209 203L212 206H209ZM46 205H45V207H48ZM99 205H97V206H99ZM42 206H44V205H42ZM107 206L108 205H106V207ZM118 206H120V205H118ZM39 207H41V205L39 206V204H38L37 208L39 209ZM45 207L44 208H40V209H45ZM99 207L96 208V211L92 210L91 212H93V214L95 212L98 213L99 216H97V218L98 217L99 218L102 217V220H100V221L104 222L105 219L110 218V217L106 218V216H108L110 214V211L106 213V211L108 209L107 210L104 209L105 212L104 211L101 212L99 210L100 211V213H99V211H98V209H100ZM205 207L207 208L206 210H205ZM53 208H55V206ZM53 208H51V206H50V209H48V211L52 212L51 210H53ZM55 209H58V208H55ZM116 209H118V208H116ZM2 210H0V211H2ZM36 210H37V212H36ZM109 210H110V208H109ZM112 211L114 212V214H118V212L115 211L114 209ZM29 212H30V214L31 213H34V214L29 215ZM53 212L55 214V212H57V210H53ZM221 212H222V214H220ZM35 213H38V214L36 215ZM101 213H103L104 216H101L102 215ZM105 213H106V215H105ZM56 214H58V212ZM56 214L53 216L54 218H55ZM232 215L233 216L236 215L237 218L236 217L232 218ZM30 216H32V217H30ZM91 216H92V214H91ZM94 216H95V214L92 216L93 219L95 220L96 217H94ZM121 216L124 218V220H123V218H121ZM85 217H87V216H85ZM103 217H105V218H103ZM125 217H128V218H125ZM214 217L217 218L219 216H214ZM226 217H225V219H228ZM47 218H48V215H47L46 218H44V220H46L44 222H46L48 224ZM49 218L54 219V218H52L51 215H50ZM67 218H68V216H67ZM89 219H91V217L88 218V220ZM93 219H91V224H90L91 228L89 227V229H92V224H94V223H92ZM111 219H112V217H111ZM111 219H108L107 222L109 220L111 221ZM74 221L75 220H73L70 223H73ZM96 221H97L98 224L100 223V222H98L99 221L98 219H96L94 222L96 223ZM218 221H219V226L220 227L222 226V229H223V225H222L223 222L220 224V220L219 219H218ZM188 222H189V224H188L189 226L185 225L187 227H184L183 224L184 223L186 224ZM211 222H213V219L210 221V224H211ZM3 223L0 222L1 225ZM46 223H45V225H47ZM76 223H78V225H75ZM108 223H110V222H108ZM105 224H107V223H105ZM114 224H115V222H114ZM5 225L3 227H6ZM36 225H38V224H35V226ZM39 225H38L37 228H39V227H43L44 228V224L41 225V223H40ZM67 225H70L71 227H73V226H75V227L76 226H81V225H79L78 221H75V223H73L72 225L71 224H67ZM84 226L85 225L82 224V229H84L83 228ZM102 226H103V224H102ZM219 226H218V228H219ZM3 227L1 228L2 230H3ZM67 228H68V226H67ZM225 228L226 227L224 226V229ZM77 229H80V227L77 228ZM203 229H205V231ZM228 229H226V230H228ZM38 230H41V228L38 229ZM49 230H50V228H49ZM94 230L97 231L96 228ZM111 230H112V228H111ZM226 230H223V233ZM41 231L45 232L46 229L45 230H41ZM216 231H217V229L215 230V232ZM49 232H47V233L50 235L51 233H49ZM72 232H74V230ZM68 233H70V232L68 231ZM105 233L106 232L104 231L101 234H105ZM204 233H206V234L203 236ZM82 234L85 235V233L80 232V235H82ZM101 234L99 236H101ZM18 235H16V236L14 235L17 238L18 241L12 237L13 239L10 242L8 241L9 244L7 246V249H5V247H4V251L3 252H9L10 253V252H12V250H15V251L18 250L17 249V245H18V243H21V241H19L20 237H17ZM27 235L29 236V234H27ZM56 235H58V234L56 233ZM89 235L88 234L86 235V239L89 238L88 237ZM91 235H90V239H91ZM106 235H108V234H106ZM2 236L0 235V239L2 238ZM50 236H49V238H50ZM69 236L72 237L71 235H69ZM73 236H75V235H73ZM103 236H101V237H103ZM208 236H210V235H208ZM215 236H216V233H215ZM227 236L225 234V237H227ZM233 236H235V238H233ZM3 237H5V235ZM81 237H82V241H83L84 236H80V238ZM101 237H99V243H100V238ZM217 237H220V235L217 236ZM8 238H7V236L5 237V241L6 242H7ZM29 238L28 239L26 238V239L30 240ZM37 238H39V237H37ZM229 238H227V239H229ZM26 239L24 238V240H26ZM41 239L44 240V241H42ZM41 239H40V242H38V243L40 244L41 241H42V242H44L43 244L48 246V247L46 246V248H48V256H49V253H50L49 252V248H51V249L54 248L55 247L54 244L56 242H58V240L55 241V240H51L52 238H50V240L46 241V243H45V239H43V238H41ZM76 239H77V237H76ZM96 239H97V242H98V238H96ZM89 240L87 239V241L86 240H84V241L88 242ZM187 240H189V241H187ZM190 240H193L195 242L191 244ZM203 240H205V241H203ZM213 240H215V239H213ZM219 240H220V242L222 240V242L224 243L222 238H220ZM70 241H71V239H70ZM78 241H77V244L75 243V245H74V249L75 250L72 248L75 252L77 250H79V249H77L78 247L80 248V246L78 244L79 243ZM184 241H187L186 243H190V244H188L189 246L192 245L191 247L188 246L189 247V251H187V253H185V250H183L184 247H185L184 246L185 243H183ZM193 241H191V242H193ZM202 241H203V243L207 242V243L204 244L205 247L201 244ZM1 242L2 243L0 245L2 246L4 241H1ZM6 242H5V244L7 245L8 242L7 243ZM74 242H73V244H74ZM90 242H89V244H90ZM93 242H92V244H93ZM13 243H15V244L17 243V245L14 247V249H13V246L15 244L13 246L11 245ZM36 243H37V241H36ZM60 243H62V241ZM58 244H59V242H58ZM10 245L12 247L11 251H10V247H9ZM23 245H26V243H23ZM76 245H77V247H76ZM200 245H202L203 247L201 248ZM3 246H4V244H3ZM58 246L59 245H57V247ZM19 247L21 248L20 245H19ZM38 247L40 249H41V247L44 250L46 249L44 247V245H39V246H37V248ZM72 247H73V245H72ZM92 247H93V245H92ZM218 247H220V248H218ZM26 248H28V246ZM26 248L24 249V247H23L21 249H24L25 251L29 250V249L26 250ZM81 248H82V246H81ZM81 248H80V250H82ZM185 248H187V247H185ZM8 249H9V251H8ZM65 249H67V247ZM72 249H71V251H73ZM92 249L94 250V248H92ZM1 250H0V256H1L0 257V261H1V259L3 260V258L5 259V257H7L4 260L6 262V260H8L9 256L11 255V253L9 254V256H7L8 253H6V254L4 253L6 256L3 255L5 257L2 258L3 252ZM38 250L39 249H37V251ZM83 250H84V247H83ZM209 250L211 251V253L216 254V257H212V254L210 255V253H209L210 251ZM217 250H218V252H217ZM18 251L20 252V250H18ZM25 251H24V253H25ZM71 251L69 250V253L67 251V253L69 254V258L71 257L70 254H72ZM77 252H79V251H77ZM94 252H93V254H95ZM16 253H15L14 257L17 258V260H18V259H20L18 257L19 254L17 253L18 256H16ZM20 253H23V251L20 252ZM55 253H56V250H55L54 254ZM207 253H208L209 257L207 256ZM27 254H28V252H27ZM85 254H86V252H85ZM184 254L185 255L187 254L186 257L184 256ZM180 256H182V257H180ZM213 256H215V255H213ZM14 257L12 259H15ZM50 257L52 258V254H51ZM80 257H82V256H80ZM35 258L37 259V257H35ZM35 258H33V260ZM183 258L181 259L182 262L184 260ZM23 259H26V258H22V262H23ZM180 259H179L178 262L181 264V260ZM10 260H11V258H10ZM47 261H46V263H50V262H47ZM12 262H13V260H12ZM178 262L175 263V264H179ZM185 262H183V263H185ZM3 263H4L3 261L0 262V264H3ZM23 264H33V263H31V260L28 261V259H27V261L24 260ZM44 264H45V262H44Z\"/></svg>", "mask_w": 264, "mask_h": 264}, {"label": "rangeland", "instance_id": "rangeland-1", "mask_svg": "<svg viewBox=\"0 0 264 264\" xmlns=\"http://www.w3.org/2000/svg\"><path fill=\"white\" fill-rule=\"evenodd\" d=\"M170 1H171V0H170ZM170 1H168L167 3H170L171 5H168V4H167L166 7L163 5V7H164L166 10H164V8L161 7L160 9H161L162 13H161V11H160V12H157L158 15H157V14L155 15V17L157 16V18H154V19H157L156 21L159 22V23H157V25H155V26H156L155 29H152V27H154V26H152V25L156 23L154 19H153V21L151 20L152 23H153L152 25L150 24L151 22L148 23L150 26H152V27H150V29L148 28V30H151L152 34H150L151 32H149V31H148V33H147V29H146V28H145L146 31H144V29H141L142 31L139 29V30H140L139 37H141L142 39L139 38L138 36H136V35L138 34V32H139V30H137V32H135V33H137V34L134 35L135 37H134L133 35H131L130 37H131V38L134 37V38H133L134 41H135V40L137 41L136 38L138 37V41H139V42H138L137 44H134L136 41H135L134 43H131V41H133V39L130 40L131 38H129L128 42H130L132 45H128V44H130V43H126V45H127V46H125L126 49L128 50V49H129L128 46H130V50H131L132 53H131L130 51H128V52H130V54H129L128 52H125V53H127V56H125V58L129 57V55H130L131 58H132L134 61H135L136 59L139 60V61L136 60L137 62H135V63H137L138 67H140V66L142 65V67H140V68H143V67H144L143 62L146 63V64H145V67H144L145 69L143 68L144 71H143V69H141V70L143 71V73H142L141 70L136 66V68L139 69V71H137L138 69H136V68H135V64H133L134 61H133V63H131L132 59L129 58V59H131V60L129 61V62H130V67H131L132 64L134 65V67H133V69H130V68H128V69H130L131 71H134V69H136V70H135V71H136V72H135L136 74H135L134 72H132V74L134 75V77H133V75H132V77H131V76H130L131 74L129 75V73H131L130 70H129V73H128V71H126L127 69H125V71H126L127 73H125V75H123V79L120 78L119 81H120V80H124V81L127 83V86L125 87V89H128L127 87H130L132 84H136V85H133V88H134V86H135V88H134L135 90L132 89V86H131V90H132L131 93H130V91H131L130 89H129V92H127V93H126V91H125V89H124L125 92L123 91V92H124V93H123V92H122L123 89H121V87L123 88L126 84L123 83V81H122V82L120 81V83L125 84L124 86H123V84H121L122 86H120L119 84H117V81L115 82V80H117V79H115V78L113 77V78H114V80H113V78H111V77L113 76V72L116 73L118 67L121 65V64H120V65L118 64V60H119V59L123 56V54H124L123 52H124L125 49L122 51V49H123L124 47H123L122 49H118V53L121 51V52L119 53V54L122 55L121 57H120V55H119V57H118V55H117L118 53H115V52H114L115 55L118 57V60H117V58H115V55H112V56H114V58H112V59L109 58V59H111V61L108 60V61L111 62V63H112L113 59L117 60V61H115V62H116L117 65H119V66H117V65L114 66V65H113V63H115L114 61H113V63H112V66L117 68L116 70L113 69V67H111V65L107 66L106 63H104V65L106 64V66H103V65H102L104 68H101L102 66L100 67L101 69H104L103 71H100L101 74H100V73L97 74V72H99V71H97V70H99V69L96 70V76H95L96 78H98L99 74H100L101 76H102L103 74H105V75H103L102 77L99 76V77L102 79V81H101V79H100V80L98 79V82H95L94 80H97V79H94V80L91 79V80H89V83H88V80H84L83 74H84L85 78H86L87 75H90V73H89V74L87 73L88 71L85 72V71H86V65H85V67H83V66H82L83 64H82V65H81L82 68L79 67L80 69H83V70L85 69L84 71L79 69V70H78L79 72H78V71L76 70V68L78 69V66H77L76 68H74V69L76 70V72H78V73H77V76L80 77V79L83 78L82 80H83V81H86V82H87V85H88V84L90 85V87H88V89L86 88L87 90L85 89V86H86L85 83H86V82H84V84H82L83 81H82V80L80 81V79L78 80V77H76V75L74 74V73H76V72L74 71V69H73V73H71V72L69 73L68 77L71 76V77H73V79H76V78H77L76 81H77V80L79 81V85H81L82 87H83V85H85L83 88L80 87L81 90L85 89V90H84L85 93L88 92L87 95H88L89 97H88L86 94H85L86 96L84 95L85 98L88 97V98L85 99L86 102H84V97H83V96H81V95L79 96V94H78V96H77V95H76L77 92H76V94H75V96L79 97L78 99H80V97H81V101L83 100L82 102L86 103V105L83 103L82 106H83V107L85 106V108H86V106H87V107H88V106L91 107L90 105H87V104L89 103V101H87V100H91V101L93 100L96 104L98 103L97 106H95L96 104H93V102L90 101V103H92V106L94 105L93 107H91L92 110H90L91 108H89V110L92 111V112L89 113L88 108H87V110H86V111H88V113H89V117H88V118L90 119L91 117H93V118H92L93 120L90 119V122H91V125L93 124V122H94L95 125H97L96 127L94 126V127L96 128L97 131L95 130L94 127H93L94 129H93L92 127H91L92 129H89V127H87V125H89V121L85 122L86 119H85V120L83 119L84 122H85V124H86V128L84 127L85 124L81 122V123H82V124H81V125H82V128H83L84 130L79 128V130H80L81 132H79V133L77 132V136H80V138H81V137H82V138L80 139V138L77 137V136H76V138H75L74 136L72 137V135L76 134V133H73V131H74L75 129L78 130V127H80V126H78V125H80V124H78V120H79V119L74 117V119H78V120H74L73 118H71V119H70L71 121H69L70 116H68L69 118L67 119V121L69 122V125H70V124L72 125V129H70V126H67V125H68V122H66V120H64L63 118L66 119V118H67V115L71 114L72 112H74V113H73L74 115H75V112L78 113V112L75 110V109H77V107H80L81 109H85V108H83L82 106H79V105L82 104V103L79 104V103L81 102L80 100H79V103H78V99H75L76 102H75V100L73 99L74 101H70V102H72V104L68 103V104H70L69 106H71V105H72V106H71L69 112H67V111H68V108H69V106L67 105V102H69V99L71 100V98H68V99H66V98H67V97H70L71 94H72V96H74V95H73V94H74L73 92H72L71 94L68 93L69 96H66V98H65V99L67 100V102L65 101V103H66L65 108H67V109H65V108L62 109V111H63V110L65 111V112H63V113H65V115L62 114V115H64V117H63V118L60 117V120H58V122H59V121H61V122H64V121H65V122L67 123V125L61 126V124H63V123H61V122H60L59 124H57L56 126H55V124H52V126L55 127V133H54V136L52 137V138H53L52 140H51V139H48V140H51V144H50V141H48V143H49L50 145H49L48 143H46V142H47V141H46V142H45L46 144L44 143V145L41 146V148L46 147V148H43V149H42V150H45V149H46V153H45V152H44V153H45V154H48V157H46L45 155H43V156H45L46 158H48L46 161H49V162L51 163V162H52L51 160H55V159H56V161H54V162H55L54 169L52 168V165H53V164L51 165L49 162H47V164H48L49 166L46 164V165H47V169H48V167H49V169L51 168V169H53V171L50 169L51 171L48 172L47 169H46V167H45V169H46V170H45V173H46V175L48 176V178H47L46 175H44V176H45V178H47L48 180H52V181H51L50 183L48 182V183H49V185H48L49 187L47 186L48 183H47L46 185H44L45 182L48 181L47 179H46V181H43V184H35L36 181H34L33 183H34L35 185L32 184L34 187H33L31 184H30L31 188H29L30 186L27 187V189H28V188L30 189V190H28V191H30L29 195H31V194H32V195H31V196H28V197L25 195V197H27L26 200H24V199H25L24 197H23L24 199L22 200L21 195L18 197V198H21L20 200H22L21 203H23V204H25L24 202H26V201H27V203L29 202V204H25V205L28 207V209L30 208V209L34 210V207H35L37 210H39L38 212H40L41 214L35 213L36 215H37V214L39 215L38 218H37V216L35 215V216H36V220L39 219V222L37 221L38 223H34V222H35V220H34L35 217H34V218H31V219H32L31 222H33V225H32V223H31V226H32V227H31V230H32L31 233H27V234H29V236L26 234V237H22V236H25V234L23 235L22 233H21V234H20V233H13V234H11V235H12V236H11V239H10V236H9V238H8V234H9L10 232H8L7 229H5V228L8 227V223H7L5 220H6L7 213L10 211V208L13 207V206L10 207L11 204H12V205L14 204V203H12V201L15 202L16 200H18V199L15 200V197H14L15 195H13V194H16V193L18 192L16 188L19 189V187H20V189H19V193L22 194V196H24L23 194H25V193L27 192V195H28V191H24V192H23L22 189L25 190V188H22L23 185H18V184H20V181L23 179V180L21 181V184L24 182V183H25V186L29 185V184H26L25 181H27V180H24V178H23V176H22V174H23L22 172H23V171H24V173L27 172V170H28V168H29L28 165H29V166L31 165V166H34V167H35V165H34V164H36V163H35V160L38 159V157L40 156V155H39L38 157H36L35 160H34L33 158H31V157H33V156H37V155H36L37 153H35L36 151L33 150V149H34L33 147H36V148L38 149V147L35 145V146H32L31 148H30V147H27V148L29 149V151H28V149H25L26 152L30 155L29 157L27 156V157H28V158H27L26 155H28V154H27L26 152L23 153L22 150H21V151L18 150V149H20V148H23V146H21L22 143H19V142L24 138V135H25V132H26V128H28V127H27L28 124H29L28 118H30V120H31V118L33 119V117H34L35 115H37L36 113L38 112V108H39V106H40V103H41V101H42L43 98H44V97L42 98V96H41V94H42V92H43L41 87H46V86H47V84L45 85V83H46V82L48 83V79L50 78V75H49V77H47V78H48V79H47V78H45V75H46L45 73H50V74H51V72H47V70L50 69V68H49V66L51 65L50 62H52V61L46 59V61H48V62H47V65H49V66H46V64H44L45 61H44L43 59H41V56H42V58H43V57L46 58V56L43 55V54H41V55H40V59H39V57H38L37 59H35V61L39 59L40 61L43 60L44 62L41 61V62H40L41 64H40V63H37V61L35 62V61L33 60V61L35 62V64H33V65L31 64V65H32V66H31L29 63H31L32 61H30V62L27 61V59H29V60L31 59V58H29L28 56H27L28 58L25 56V55H27V54H25V55H23V56L21 55V57L17 59V57H18L19 54H20V53H19V50H22V49H20L19 47L15 46V47L13 48V50H14L15 48H19L18 52H15V51L13 52V51L11 50L12 48H10L11 52H10V50H6V51H7V54H5V56H6V55H8V54L10 53V54H11V58H12V59L10 58V56H9L10 54L8 55V56H9L8 59L5 58V59H6V62H5V63L8 64V65L6 64L7 66H9V64H10L9 62H11L10 60H13V59H14V56H15V59H14V60H16V62L13 60V61L15 62V67L10 66V68H11L10 71H12V68H14V70H15V69H17V68L19 67V69H17L18 71H14L13 73L11 72V74H10V73H8V72H9V70H8L9 67H8V69H7V66H6V70H8V71H6V70H5V67L2 66V65H3V62L5 61V59H0V60H4V61L2 62V64H1V61H0V68H1V69H0V76L3 78V79L1 78L0 80H1V81L3 80V81L5 82V83L3 82L2 85H4V84H5V85H6V84L9 85V83H8V82L6 83V80H5V79H7V77L9 78V76H10V78L7 79V80H9L10 82H12V83L10 84L9 87H7L8 85H6V86L4 85V86L2 87V89L4 88V89H3V92H6V90L9 89L10 92H8V94H9V93L11 94L12 92L15 93V91H16L18 88H20V85H19L18 83H22V82L24 83V81H23L24 79H29V78H30V79H29V82H27L28 84L31 83L30 85H32V82H33V85H32V87H31V88H32V92L30 91V90H31V88L29 87L30 85H28L27 83H25V84L28 85L27 87L30 88V90H27L28 88L26 89V91H28V92H27V95H25V97L27 96L26 98L24 97V94H23V93L26 94V92H23V93L20 92V93H22V94H21V98L24 97V98H23L24 100L27 99V98H29L28 96H30V98H29L30 100H29V101H30V104H31V105L33 104V105H32L33 107H32V106H31L26 100H25L26 102H24V103L22 104V105H24L25 103H27V105L25 104L26 106H25V109H24V113H25V111L28 109V107H30V108L28 109V110H30V111L27 110L28 113L30 112V113H29L30 117H28L29 115H28L27 112H26L27 114H25V117H24V114H23V112H21V111H20V112L22 113V114H21V117H22V118L20 117V115L16 116V115L19 113V112H18L19 110L17 109V110H18V111H17V114H16V112L13 114V113H11V112H14V111H13L14 109H13V110L10 111V113H11L10 116H13V117H10L11 120L13 121V118H15V117H18V118L14 119V122H13V123H12L11 120L8 118V120H9L8 123L11 122V123H12L11 125H13V126H14V124H15V128H17L16 125H18L19 123H23V122L25 123V122H26L25 124H22V125L25 126V128H24V126L21 125L22 128H21V126H19L17 129H14V127L12 126V128L14 129V130H13V129L11 128L10 124H9L10 128L12 129V130H9L10 128L7 126V122H3V121H1L2 123H0V125L3 124V123H4V124L6 123V126L3 125V128H5V127L7 128V127H8V128H9L8 131L11 132V133H10V136H9V133L6 132V133H7V136H3V137H5L7 140H8V138L13 139V137H15V138H14L15 141H13V142L16 143V140L19 141V142H18V145L16 146L15 144L13 145L12 142H11L12 144L9 143V144H11V145H9L8 143L6 144V142L4 141V140H6V139H5V138L3 139L4 142H2V144L5 145V146L8 145L7 147L10 146V148H8L9 150H10L11 148L13 149V150L11 149L12 152L10 151L9 153H11V154H16V155H11V158H12L13 156H15V157H13V159L9 158L10 155L8 156V158L10 159L11 162H12V160H13V164L11 165V163H9L8 161H7V163H9V164L11 165V167H13L14 162H15L16 164H18L17 166H16V164H15V166H14L15 169H17V168L19 167V163H20L21 166L19 167V169L22 171V172H20V170L17 169V170H19V174H20V175H19V176H20L19 178L21 179V176H22V179H21V180L19 179V182H18V184L16 185L17 187H15V188L11 191L12 193L9 194L10 197H8L9 195H7L6 198H4V201L2 200V201H3L2 204L0 203V210H2V209H1V206H3V204H5L4 206H6L7 202L10 201V202H9L10 205L7 204L8 207H9V210H7V212H3V211H5V210L0 211V214H1V212H3L2 215L4 216V219H5L4 221L6 222V223H5L6 225H5V224L2 222L3 220H2L1 217H0V222L3 223L2 225L0 224V225H1V226H0V235H1V236H2V235H3V236L5 235V237L7 236V238H8V239H7V242H8V241L10 242L13 238L17 240V238H16L15 236L19 234L17 237H20L19 241H21V243H18V245H17V243H16V244H15V243L11 244L12 246L15 244V245L13 246V249H14V247H15L16 245H17V249L20 250V252L23 251V253H24V251H25L24 249H25L27 246H28V248H26V250L29 249V250L25 251L24 254H23V253H20L18 250H16V251H15V250H12V252H10L11 255L9 256V254H10L9 252H3V251H4V247H5V249H7V246H8V244H9V242L7 243V242L5 241V237L2 236V238L0 239V244L2 243L1 241H4V243H3L4 246H3V244H2V246L0 245V248L2 249V250H1V249H0V250L3 252V254H2V258L6 256V255H5L6 253H8L7 256H9V258H8V260H6V262H5L4 260H5L7 257H5V259L3 258V260L1 259V261L4 262L3 264H23L24 260L27 261V259H28V261L31 260V263H33V264H41V263L44 264V262H45V264H99V262H100V260H101V254H102V253H101V254H100V253H99V254L97 253V255H98V258H97V256H94V255H96V253H95L94 251H95L96 249L98 250L99 248H102V243H104V242H102V240L105 239L106 236L109 237V238L111 237V240H112V239L114 240V239L118 238V237H117V235H118V234H117V233H118V231H117V229H118V228H117V225H118V223H119L120 220H121L120 217H118V216H120V214L122 213L121 215H123V216H128V217H129V216L132 214L133 210H138L137 207H139V208L141 209L140 206H142L141 211L144 210V209L146 208V207H145V204L140 203V202L138 201L139 199H138V200L136 199V197H137V196L135 195L136 193L134 194V192H135V186H134L133 181L135 182V180H134V178L131 179L132 176H134V175H132V174H134V172H133V170H131V169H130V170H127V171L130 173V176L128 175V176L130 177V180H128L129 178L126 177V178H128V179H127L128 181H131V180H132V181L130 182L131 184L128 183L127 181L124 182V181L126 180L125 176H127V174H128V172H127V174H126V171H125V170H124V171H125V176H123L122 173L120 174V175H122V178H121V179H120V176H119V177H114V178L111 180V178H112V177H110L111 172L108 173V174H109L108 176L110 177V178H108V179H109V181L111 180L110 184H109L107 178H104V179L107 181L106 183L104 182L105 180H102V177L99 178L100 176L103 175V174L100 173L101 171H99V173H100L101 175H98L99 177H96V178H95V179L98 180V183H96V184L98 185V187L91 186V187H92V188H91V189H92L91 191H94V190H95L97 193H99V195H97L96 192H91V191H89L88 193H89L90 196H88V193H86V192L89 190L90 186H89L88 189H87V186H88L87 184H88V183L86 184V181H89V180H86V178L88 179L90 176H92V174H90V173L87 174V173H88V169H89V167L86 166V164L89 165V164L87 163V160H88V161H90V160H91V161L94 160V161H92V162H95V161L97 162V160H95V159H93V158H96L95 156L98 157L99 154L101 155L102 152L104 153V149L107 150V148H104V147H105V146H108V144H106V143L104 144V143H101V142H103V140L106 141L105 138H106L107 140H108V139L111 140V137H112V136H110V138H108V137H109V134H112V131H111L112 129L115 131L114 128H111V129H110V126H112V124H114V123H112V122L116 121V125L114 124L115 126H114V125H113V126H114V127H117L116 129H117L118 131H120V132L123 131V133H124V130H123L124 127H125L126 130L129 128V127H127V126H129V123L134 122L133 119H134V116H135V118H136V115H137L136 113H137L138 111H141V110H139L140 107L142 106L143 108H141V109L143 110V109H144V104H149V103H147V102H148L147 100L151 99V96H152V97L154 96V98H155V96H156L155 99H157V97H158V100H159V96H158V94H161V92H159V90L162 91V90H161V87L165 86V88L167 87V89H169V88L175 87V85L177 86V84H179V85L182 84V82H179V79L176 80V78H177V76H178V73H177V71H175V70H176L178 67H183L182 64H183V65L186 64V66H187V62L190 61L191 59H193L192 57H194V58L196 57V58H197L198 54L202 55V52H200V53L198 52V50L201 49V48H198V47H197V46L201 43V42H200V41H201L200 39H201V36H202V34H200L201 36H199L198 34H199V32L202 31V30H200V31H198V32H196V30L199 28L200 25H202V26H200L199 29H201V28L204 29V28L206 27V26H205V25H206V22H205V20H203L204 17H202L203 19H202V18L199 19V20H201V22H202V20H203L202 23L205 24V25H204L205 27H204L203 24H200L201 22H200V23L197 22V20H198V19H197V16H199V18H200V17H201L200 15H202V14L204 15L205 12L208 13V11H210L211 9L214 10V6H213V8H211V9L208 8V7H210V6L212 7V5H213V4H212V1H213V0H211V3H210V0H193V1H192V0H189L188 3H186V2H187L186 0H185V1L182 0L183 2L186 3V6L189 5V6H187V7H189V8H188V9H189V12L187 11L188 14H187L186 11H185V10L187 9V7L184 6L185 3L183 4L182 1H180V2L177 1V3L175 2V4H173V3H171ZM173 1H176V0H173ZM173 1H172V2H173ZM191 1H192L193 3H192ZM214 1H216V0H214ZM214 1H213V3H214ZM217 1H220V2H219V3H218V2H215L214 5H215V4H220V7H219V5L216 6V7H215V10H216L217 7H219V9L221 8V6H222L221 1H222V3L224 4L223 6H226V11H227V10L229 11L228 14L231 15V16L229 17L228 14H227V16H228L227 21H230L229 24H231V23L234 21V19H235L234 17H237L236 13H237L238 10H239V11H238L239 13H237L238 15L241 13V11H240L241 9L244 10L245 7H243L242 5L245 4V6H246V5L248 4V2H246V0H243V1H242V0H240V1H239V0H235V2H237V3H236V7H234L233 5H235V2H234L233 0H217ZM244 1H245L246 3H244ZM189 2L191 3V6H192V7H190V3H189ZM208 2H209V3H208ZM232 2H233V3H232ZM241 2H242V3H241ZM178 3H179V4L182 3V6L185 7V8L183 7L184 11H183L182 8H181L182 6H180ZM202 3H203V4H202ZM238 3H240V4H242V5H240V4H238ZM113 4H114V2H113ZM237 4H238L240 7H239ZM176 5H177V6H176ZM178 5H179V6H178ZM208 5H210V6H208ZM65 6H66V4H65ZM167 6H169L170 8L167 7ZM241 6H242V7H241ZM123 7H124V6H123ZM179 7H180V8H179ZM227 7H228V9H227ZM62 8H63V7H62ZM62 8H61V9H62ZM224 8H225V7H224ZM224 8H222V9H224ZM63 9L66 11V9H68V8H67V6H66V7H64ZM63 9H62V11H63V13H64L65 11H64ZM121 9H124V8H121ZM162 9H163V10H162ZM180 9H181V10H180ZM188 9H187V10H188ZM194 9H196V10H194ZM204 9H205V10L208 9V11H205ZM235 9H237V10H235ZM68 10H69V9H68ZM217 10H218V9H217ZM62 11H61V12H62ZM69 11H70V10H69ZM69 11H68V12H69ZM119 11H120V8H119ZM165 11H166V12H165ZM177 11H178V12H177ZM219 11H221V10H219ZM219 11H210L209 13H211V14H212V12L217 13V16H218V14H221V15H219V16H221L222 19H220V18L218 19L217 16H216V19H212V18L215 17L214 15H212L213 17H211V19L208 18L209 16L206 17V18H207V19H206L207 22H208V20H209V22H208V26H212V25H213V26L210 27V28H212V29L215 28V29H216V30H215L216 32L213 30L214 33H215L216 35H217V34L219 35V33H217L218 30H217V28H216V27H217V26H216L217 21H218V23H219V20H220V21L222 20V22H223L224 25L227 24L228 27L230 26L227 22L223 21V17H224V20H226V19H225V16H224V15H226V14L221 13L222 11L219 13ZM182 12H183V13L185 12V14H187V16H186L185 14H183ZM199 12H201V13H199ZM223 12H224V11H223ZM235 12H236V13H235ZM63 13H61V14L63 15ZM66 13H67V12H66ZM163 13H164V14L167 13L168 16L162 15ZM176 13H177V14H176ZM179 13H182V15H183L184 17L182 16L183 18H180L181 15H179ZM234 13H235V15L233 16ZM160 14H161V16H159ZM211 14H206V16H207V15H210V16H211ZM223 14H224V15H223ZM65 15H66V14H65ZM178 15H179V17H178L179 21H177L178 19H175V18H174L175 16H178ZM215 15H216V14H215ZM222 15H223V16H222ZM63 16H64V15H63ZM63 16H62V17H63ZM66 16H67V18H68L69 15H66ZM158 16H159V18H158ZM232 16H233V17H232ZM170 17L172 18V20H173V19H174V20L172 21V20L170 19ZM185 17H186V20L184 19ZM65 18H66V17L64 16V18H62V19L64 20ZM162 18H163V19H162ZM226 18H227V17H226ZM229 18H230V19H229ZM231 18H232V19H231ZM159 19H160V20H159ZM161 19H162V20H161ZM65 20H66V19H65ZM65 20H64V21H65ZM164 20H165V21H164ZM180 20H181V21H180ZM213 20H215L216 23H214V22L212 23ZM64 21H63V22H64ZM168 21H169V22H168ZM210 22L212 23V25L209 24ZM222 22H220L219 24L221 25ZM60 23H61V22H60ZM65 23H67V22H65ZM65 23H64V24H65ZM170 23H171L172 26L170 25ZM64 24H63V25H64ZM148 24H147V26H149ZM160 24H161V25H160ZM162 24H163V25H162ZM219 24H217V25L219 26ZM223 24H222L221 26H224ZM63 25H62V26H63ZM165 25H166V26H165ZM198 25H199V26H198ZM227 25H226V27H224L225 29H227ZM60 26H61V25L59 24V27H60ZM64 26H65V25H64ZM195 26H196L197 28H196ZM208 26H207V27H208ZM214 26H216V27H214ZM59 27H58V25L53 26L52 29H50V32H52V34H53V33H57V29H56V28H59ZM171 27L173 28L172 31L169 30V29H171ZM175 27H176V28H175ZM203 27H204V28H203ZM62 28H63V27H62ZM62 28H61V29H62ZM166 28H167V29H166ZM195 28H196V30H195ZM53 29H54V31H53ZM59 29H60V28H59ZM59 29H58V32H59ZM199 29H198V30H199ZM212 29H211V31H212ZM225 29H223V30H225ZM154 30H155V31H154ZM161 30H163V31H161ZM166 30H168V31H170V32H173V31L175 30V31L173 32L175 35H174V34H173L174 36H173L172 34L170 35L169 32L166 31ZM209 30H210V29H209ZM223 30L220 29V27H219V31H218V32H221V31H223ZM55 31H56V32H55ZM143 31H144V32H143ZM211 31H210V32H211ZM33 32L35 33V31H33ZM141 32H142L143 34L146 33V34H144L145 37H144V36L142 37V35H141L142 33H141ZM165 32H166V33H165ZM202 32H205V31H202ZM202 32H201V33H202ZM206 32H208V29H207ZM210 32H208V33H210ZM224 32L226 33V31H224ZM179 33H180V34H179ZM208 33H207L206 35H205V33H204V35L208 37L210 34H212V32H211L209 35H208ZM149 34L151 35L150 38L152 39V40L150 39V41H149V38H148V35H149ZM165 34H166V35H165ZM215 34H212V36L215 37V36H214ZM146 35H147V38H148V39L146 38ZM178 35H179V36H178ZM218 35H217V36H218ZM223 35H224V34L221 33V34H220L221 37H220V36H219V37L216 36V37L218 38V40H219L220 38H221L220 40H223V38H222V37H224ZM132 36H133V37H132ZM158 36H159V37H158ZM165 36H166V37H165ZM212 36H210V37H208V38L206 37V39L204 40V42H205L208 46H210V47H211V46H215V48L217 49V45H218V44L220 45L221 42H217V41H216L217 38H216V40L214 39L213 42L216 41L218 44L215 43L216 45H212V42L210 41V39L212 38ZM198 37H199L200 39H198ZM163 38H164L165 40H164ZM169 38L172 39V42L174 41L173 44L170 43L171 41H169ZM146 39H147L148 41H147ZM197 39H198L199 41H197ZM208 39H209V42H207ZM212 39H213V38H212ZM38 40H39V41H38ZM41 40H42V42H43V40L46 41V39H43V38H42ZM41 40H40V38H39V39L37 38V40L34 41V42H35V43H36L37 41L40 42ZM143 40H145V42H144ZM161 40H162V41H161ZM220 40H219V41H220ZM45 41H44V46H45V43H46V45H47V46H45V48H46V47H47V48H48V47H51V46H48V44L51 42V40L49 41L48 44H47L48 40H47V42H45ZM146 41L148 42V44L146 43ZM152 41H153L154 46H152L153 44H151V47H155V48L157 49V52H155V51H156L155 48H154V50H153L154 53H156V54L158 53L156 56L158 57V55H161L162 57H164V59L162 58V60L158 57V60L160 59V60H161L160 62H163L164 60L166 61V64H165V65H167L168 70L165 69V68H166L165 66H164L165 68L163 67L164 70H165L164 73H165L166 76H165V75L163 76L164 73L162 72V71H163V68H162V67H161V70H162V71H161L160 73H163V74H161V75L158 74V72L160 71V70H158V69H160V67H159V68L157 67V68H155V71H156V73H157V76H155V75H156L155 72H154V73H155L154 77H152L153 75H151V73L154 74V73H153L154 68H153V66H151V65L154 64V63H151V61L154 62L153 60H155V57H156V56H154V55H155L154 53H150V54H149V51H148V50H149V47H150V43H149V42L152 43ZM168 41H169V43H168ZM6 42L11 43V41H8V40H7ZM38 42H37V43H38ZM162 42H163V43L165 42L164 45L166 44V42L169 44V45H168V44L165 45V47L167 46V48H165V47L163 46V47H164L163 49H167V51H168V52H167V55H168V53H169V56H166V55H165L166 53L163 52V50H160V49H159V45H160V44H161V45L163 44ZM210 42H211V43H210ZM9 43H8V47H10V46H9ZM35 43H33L32 45H34ZM37 43H36V44H37ZM40 43H41V42H40ZM40 43H39V45H40ZM51 43H52V42H51ZM140 43H142L143 45L140 44ZM159 43H160V44H159ZM175 43H176V46L178 47V48H177V47L175 46V48H177V51H178V52H175V51H174L175 48H174L173 46L175 45ZM179 43L182 44V45H181L182 47L179 46ZM208 43H210V44H208ZM11 44L15 45V43H11ZM156 44H157L158 46H156ZM170 44H171V47H172L171 50H170V48H169ZM177 44H178V45H177ZM13 45H11V46L13 47ZM17 45H18V44H17ZM42 45H43V44H42ZM49 45H51V44H49ZM147 45H149V47H148ZM172 45H173V46H172ZM37 46H38V45H36L35 48H36ZM44 46H41V45H40L39 47H43V48H44ZM131 46H132V47H131ZM135 46H136V47H135ZM138 46H139V47H138ZM145 46L148 47V48H146ZM121 47H122V46H121ZM127 47H128V48H127ZM144 47H145V49H146L147 51L144 49ZM179 47H180V48H179ZM199 47H200V46H199ZM31 48H32L33 50L35 49V48H33L32 46H31ZM31 48L29 49L30 51H32ZM37 48H38V47H37ZM37 48H36V50H37ZM45 48H44V49H45ZM132 48H133V49H132ZM160 48H162V47L160 46ZM173 48H174V49H173ZM212 48L214 49V47H212ZM7 49H9V48H7ZM142 49H143V50H142ZM196 49H197V51H196ZM216 49H214V50H216ZM15 50H16V49H15ZM45 50H46V49H45ZM119 50H120V51H119ZM127 50H126V51H127ZM151 50H152V49H151ZM151 50H150V51H151ZM158 50H159L160 54H159ZM214 50H213V51H214ZM23 51H24V50H23ZM34 51H35V50H34ZM34 51H33V52H29V51H28V52H29L28 55H30V57H33L32 55H35V54H34V53H35ZM42 51H43V50H42ZM145 51H146V52H145ZM161 51H162V52H161ZM164 51H165V50H164ZM169 51H170V52H171V51H174V52H175V55H174L173 53L170 54ZM199 51H200V50H199ZM201 51H202V50H201ZM8 52H9V53H8ZM12 52H13V53H12ZM20 52H21V51H20ZM28 52H27V53H28ZM116 52H117V50H116ZM140 52H141V53H140ZM142 52L145 53V55H147V54L151 55V54H152V56H154V57H151V56L147 55L145 61H143V59H144V54H143ZM211 52H212V49H211ZM211 52H210V53H211ZM31 53H33V54L31 55ZM36 53H37V52H36ZM38 53H39V52H38ZM42 53H43V52H42ZM44 53H45V52H44ZM122 53H123V54H122ZM176 53H177L178 55H176ZM212 53L214 54V52H212ZM215 53H216V51H215ZM12 54L14 55L13 57H12ZM17 54H18V55H17ZM23 54H24V52H23ZM46 54H48V53H46ZM128 54H129V55H128ZM136 54H137V55L139 54L140 56H139V55L137 56ZM213 54H212V55H213ZM125 55H126V54H125ZM164 55H165L166 57H165ZM172 55H174L175 57H173ZM196 55H197V56H196ZM212 55L210 56V57H211V58H210L211 60H212ZM215 55H216V54H214V56H215ZM5 56H4V57H5ZM36 56H37V55H36ZM133 56H134V57H133ZM136 56L139 57L140 59L137 58ZM141 56H143V58H142ZM148 56H149L152 60H151ZM177 56H178V57H177ZM188 56H190V57H188ZM214 56H213V60H215V59H214V58H215ZM0 57H2V56H0ZM24 57H26L27 59L25 60ZM157 57H156V58H157ZM167 57H168V58L170 57V58H169V59H165V58H167ZM171 57H173L174 59L172 58L173 60H170ZM35 58H36V57H35ZM45 58H44V59H45ZM47 58H49L48 55H47ZM122 58H124V57H122ZM134 58H135V59H134ZM186 58H187V59H186ZM190 58H191V59H190ZM196 58H195V59H196ZM198 58H199V57H198ZM198 58H197V59H198ZM19 59H20L22 62H21ZM23 59H24V60H23ZM49 59H50V58H49ZM129 59H128V60H129ZM149 59H150V61H148ZM185 59H186V60H185ZM195 59H193V60H195ZM7 60H9V61L7 62ZM31 60H32V59H31ZM39 60H38V61H39ZM126 60H127V59H126ZM183 60H184V61H183ZM193 60L191 61V63H192V62H195V61H193ZM211 60H210V61H211ZM13 61H12L11 65H12V64L14 65V62H13ZM119 61H120V60H119ZM122 61L124 62V64H125L126 67H129V66H127L128 64L126 65V62H127V61L125 62L124 60H121L120 63H121ZM165 61H164V62H165ZM167 61H168V62H167ZM174 61H175V62H174ZM182 61H183V62H182ZM185 61H187V62H185ZM208 61H209V60H208ZM17 62H18V64H19V63H21V64L18 65ZM24 62H26V64H28L29 68H27V66H25L26 64H25ZM28 62H29V63H28ZM109 62H108V64H109ZM123 62H122V64H123ZM129 62H128V63H129ZM156 62H158L157 59L155 60V63H156ZM164 62H163V63H164ZM176 62H177V63H176ZM184 62H185V64H184ZM36 63H37V64H36ZM42 63L45 65V66H43V67H47V68H48V69H47V68H44L45 70L47 69L46 72L42 69V67H41V69H42L41 71H40V70H35V71H34V69L40 68V66H42ZM45 63H46V62H45ZM49 63H50V64H49ZM116 63H115V64H116ZM148 63H149V65H148ZM168 63H169V65H168ZM189 63H190V62H189ZM208 63L210 64L211 62H208ZM38 64H40L39 67H38ZM158 64H159V62L156 63V64H154V65L157 66ZM21 65L23 66V68H22ZM147 65H148V66H151V70L148 69V71L151 72V73H150L151 76H150L149 74L146 73V71H147L146 68L148 67ZM180 65H181V66H180ZM210 65H211V64H210ZM16 66H17V67H16ZM20 66H21L22 69H20ZM35 66H36V68H35ZM125 66H124V68H125ZM146 66H147V67H146ZM25 67L27 68V70L30 69L29 72H27V70L25 69ZM88 67H89V66H88ZM105 67H106L107 69H106ZM108 67H110V70H112V69L115 70V71H113V72L111 71V72H112V76H111V74H109L110 72H108V71H109V68H108ZM120 67H121V66H120ZM120 67H119V68H120ZM122 67H123V65H122ZM154 67H155V66H154ZM188 67H190V66H188ZM188 67H186V68H182V69H183V70L186 69V70L188 71V69H187ZM111 68H112V69H111ZM148 68H150V67H148ZM152 68H153V69H152ZM24 69H25V71H26V74L23 75V78H22L23 80H22V82H20L21 80L19 81V79H20L21 77H20L19 74L24 73V72H25ZM31 69H32V71H31ZM88 69H89V68H87V70H88ZM90 69L92 70L91 67H90ZM156 69L158 70V72H157ZM22 70H23V71H22ZM91 70H90V71H91ZM107 70H108V71H107ZM119 70H120V69H119ZM123 70H124V69H123ZM123 70H120V71H122V72L119 71V72L121 73L120 75L124 74V71H123ZM145 70H146V71H145ZM152 70H153V71H152ZM178 70H179V72L182 71L181 69H178ZM180 70H181V71H180ZM37 71H38V72H37ZM43 71H44V72H43ZM48 71H49V70H48ZM80 71H83V73L80 72ZM105 71H107L108 73L105 72ZM168 71H169V72H168ZM174 71H175L176 74L173 73ZM187 71H183V73L187 74V73H188ZM15 72H16V73H15ZM36 72H37V73H36ZM39 72H41V73L39 74ZM91 72H92V71H91ZM103 72H105V73H103ZM119 72L116 73V74H117L116 76L121 77L120 75H118ZM14 73H15V74H14ZM28 73H30V75H28ZM43 73H44V74H43ZM81 73H82V74H81ZM93 73H95V72H92V74H93ZM102 73H103V74H102ZM138 73H139V75H138ZM181 73H182V72H181ZM13 74H14V75H13ZM32 74H33V75H36V76H37V74H39V75L37 76V78H35V76H32ZM41 74H43V76H42ZM70 74H71V75H70ZM78 74H80V75H78ZM85 74H86V75H85ZM92 74L90 75L91 78H93V76L95 75V74H94V75H92ZM108 74L110 75V77L108 76ZM126 74H127V75H126ZM169 74H171V75H169ZM174 74L176 75V78L173 77V76H175ZM2 75H3V76H2ZM11 75H12V76H11ZM15 75H16L17 77H16ZM27 75H28V77H27ZM72 75H73V76H72ZM114 75H115V74H114ZM145 75H147V77H146ZM148 75H149L150 77H149ZM158 75H159V76H158ZM187 75H188V74H187ZM189 75H190V76H194V75L196 76L197 74L191 73V74H189ZM5 76H6V78H5ZM21 76H22V75H21ZM40 76H41V77H40ZM46 76H47V75H46ZM81 76H82V77H81ZM106 76H108V77H107V78L109 79L108 81L105 80ZM141 76H142V78H141ZM180 76H181V75H179V77H180ZM190 76H186V78L182 79L183 83L185 82L184 85L186 84V80H188V78H189ZM24 77H25V78H24ZM43 77H44V79H47V80H42ZM71 77L69 78V80H70V82H72L73 84H71V89H70V90H72V89L75 87V90H76V91H80V92H81L80 88H79V87H76V86L78 85V84H77L78 81L75 82ZM95 77H94V78H95ZM103 77H104V79H103ZM124 77L127 78V81H126V79H124ZM128 77H130V78H129L130 80H131V78H132V79L134 78V79H133L134 82H133L132 84H131V82H132L133 80H132V81H130V80L128 81ZM151 77H152L153 80L156 78V81H157V80L159 81L158 78H160V81H162V82H160V84L162 83L161 85H163V83H166V84H164L163 86H161V85H159L158 81H157V82L154 81L156 84H153L154 82H151V81H152ZM157 77H158V78H157ZM187 77H188V78H187ZM197 77L199 78L198 75H197ZM14 78H15V81H11V80H13ZM17 78H19V79H17ZM33 78H35V79H33ZM88 78H89V76H88ZM110 78H111L113 81H111L110 83H108V82L110 81ZM136 78H137L138 80H137ZM144 78H146V79H144ZM148 78H150L151 80H149ZM161 78H162V80H161ZM164 78H166V79H164ZM168 78H169V79L171 78V80H172V78H173V79H174L173 81H176V82H178V83L175 84L176 82L174 83V82L172 81L171 84H168V83H170V81H171V80L169 81ZM198 78H197V79H198ZM209 78H210V76H209ZM167 79H168V80H167ZM192 79H193V78H192ZM192 79L189 78V83H190V81H191ZM194 79H195V77H194ZM206 79H208V78H206ZM206 79H205V80H206ZM210 79L212 80V77H211ZM210 79H209V80H210ZM36 80H37V82H36ZM38 80H39V81H38ZM41 80H42L43 82L45 81V83L43 84V82H42ZM104 80H105V82L107 81L106 84H108V87L105 86V87H102V88H107V90L102 89V88L100 87V90H101V91L99 90L100 93L98 92L99 94L97 93V96H96V92H94V91H96V89L93 90V89H91V87H92V86H93L92 88L96 87L97 90H98V89H99L98 86H104V85H105V84L103 85ZM135 80H136V81H135ZM163 80H166L167 82H166V81L163 82ZM198 80H199V79H198ZM198 80H195V82L198 81ZM205 80L202 81V82L205 83ZM209 80H208V81L206 80V82H207L206 84H209ZM211 80H210V81H211ZM1 81H0V83H1ZM25 81H26V80H25ZM27 81H28V80H27ZM90 81H91V82L94 81L95 84H93V83H94V82H93V83H92L93 85L91 86ZM99 81H101V82H99ZM146 81H147V82H146ZM148 81H149V82H148ZM168 81H169V82H168ZM193 81H194V80H193ZM200 81H201V78H200L199 82H200ZM13 82L15 83L14 85H13ZM17 82H18V83H17ZM150 82H151V83H150ZM191 82H192V81H191ZM195 82H193V83H195ZM211 82H213V81H211ZM74 83H76L77 85L74 84ZM80 83H81V84H80ZM118 83H119V82H118ZM128 83H130V84H128ZM157 83H158V85L160 86V89H159V87H158V89H157L158 91L156 90V86H158ZM187 83H188V82H187ZM189 83H188V84H189ZM17 84H18L19 86H17ZM34 84H35V85H34ZM41 84H43V85H41ZM173 84H175V85H173ZM206 84H200L201 86L198 85V87H199V86L202 87V85L204 86V85H206ZM0 85H1V84H0ZM2 85H1V86H2ZM11 85H12V86H11ZM23 85H24V84H23ZM73 85H75V86H73ZM89 85H88V86H89ZM118 85H119L120 87H119ZM128 85H129V86H128ZM139 85H140V86H139ZM192 85H193V84H192ZM195 85H196V84H195ZM195 85H194V86H195ZM16 86H17V87H16ZM21 86H22V84H21ZM181 86H182V85H181ZM189 86H190V85H189ZM194 86H193V88H192V86L189 87V89H190V91H189L190 93H189V94L186 92V90H187V89H185L186 86H185L184 88H181L180 86H179L180 88H179L178 86H177V87H178V89H181V90L185 89L186 95H184V96L187 97V94H188V96H189L188 98H189L191 101H190V100H186V99H188V98H186V97H185V99H183L184 97H183V98L181 97V94L184 93V91H183V92L181 91V94H180V98H182L183 101L186 100V102H185L186 104L189 103V102H191L190 104H192V102L194 101V102H193V103H194L193 105H195V106H199V105H201V104H200L201 102H203V101H206V102H207V100L210 98V95H208L209 92L206 90V88L204 89V90H206V92H204V90H203V91L201 90L202 88H199V89H198L197 86H195V87H194ZM211 86H213V83H211V85L209 84L208 87L210 88ZM11 87H12V88H11ZM13 87H14V88H13ZM34 87H35V88H34ZM86 87H87V86H86ZM118 87H119V88H118ZM137 87H138L139 89H136ZM187 87H188V86H187ZM196 87H197V88H196ZM206 87H207V86H206ZM208 87H207V89H208ZM194 88H195V89H194ZM203 88H204V87H203ZM5 89H6V90H5ZM13 89H14V91H12ZM38 89H39V90H38ZM77 89H78V90H77ZM151 89H152V90H151ZM162 89L164 90V88H162ZM192 89H193L194 91H192ZM196 89H197V90H196ZM18 90H19V89H18ZM18 90H17V93H19ZM88 90H92L94 93L91 92V91H90L91 93H89ZM102 90H103V91H102ZM120 90H121V91H120ZM198 90H200V92H199ZM0 91H1V90H0ZM7 91H8V90H7ZM11 91H12V92H11ZM29 91H30V93H29ZM37 91H38V92H37ZM41 91H42V92H41ZM46 91H47V88H46ZM46 91L44 90V92H43V96L46 95V94L44 95V93H46ZM127 91H128V90H127ZM144 91H145V92H144ZM187 91H188V90H187ZM209 91H211V89H210ZM33 92H34V93H33ZM40 92H41V93H40ZM69 92H70V91H69ZM80 92H79V93H80ZM113 92H114V93H113ZM121 92H122L123 94H122ZM133 92H134V93L137 92V93L134 94ZM149 92H150V93H149ZM193 92H194V93H193ZM212 92H213V91H212ZM212 92L210 93L211 95H212ZM1 93H2V92H1ZM6 93H7V92H6ZM6 93H5V94H6ZM17 93H16V96H15L16 98H17V95H18ZM20 93H19V94H20ZM28 93H29V94H28ZM37 93H39V94H37ZM92 93H93V94H92ZM103 93H104V94H103ZM142 93H143V94H142ZM148 93H149V94H148ZM154 93H155V94H154ZM163 93H164V92H162V94H163ZM166 93H168V92L166 91ZM166 93H164V94L167 95ZM198 93H199V94H198ZM30 94H31V95H30ZM68 94H67V95H68ZM118 94H119V95H118ZM124 94H127V95H124ZM140 94H141V95H140ZM144 94H145V95H144ZM162 94H161V95H162ZM164 94H163V95H164ZM184 94H185V93H184ZM190 94H192V95H191V98H190ZM193 94H194V95H193ZM197 94H198V95H197ZM22 95H23V96H22ZM32 95H33V96H32ZM92 95H93V96H92ZM101 95H102V96H101ZM120 95H121V96H120ZM133 95H135V96L132 97ZM143 95H144V96H143ZM163 95H162V96H163ZM165 95H164V96H165ZM200 95H201V96H200ZM2 96H6V95H2ZM2 96H0V97H1V98H0V100H1V106H0V120H1L2 118H3V119L5 118V120H6V119H7V118H6V114H7V113L4 114L3 112H4V111L7 112V110H4V104H3L4 102H3V100H5V98H2ZM9 96H11V95H9ZM9 96H8V98H9ZM19 96H20V95H19ZM19 96H18L19 99H15V100H17L18 102H19V100H20V97H19ZM31 96H32V97H31ZM37 96H39V98H38ZM72 96H71V97H72ZM75 96H74V98H77V97H75ZM91 96H92V98L95 96V99H94V98L92 99ZM142 96H143L144 98H143ZM145 96H147V97H149V98H147V97H145ZM162 96H160V97H161L160 100H163V98H165L164 96H163V98H162ZM15 97H14V98H15ZM96 97H97V98H96ZM114 97H115V98L117 97V98H116V101H117V102L115 101V102H116V105H113L114 102L112 103ZM193 97H194V98H193ZM196 97H197V98H196ZM12 98H13V97H12ZM72 98H73V97H72ZM89 98H90V99H89ZM135 98H136V99H135ZM178 98H179V96H178ZM192 98L194 99L193 101H192ZM2 99H3V100H2ZM97 99H98V100H97ZM119 99H120V100H119ZM144 99H146V100H144ZM203 99H204V100H203ZM10 100H11V103L14 102V99L12 100V99L10 98ZM21 100H22V99H21ZM24 100H22L21 102H23ZM32 100H33V101H32ZM114 100H115V99H114ZM133 100H134V101H133ZM152 100H153V99H152ZM179 100H180V99H179ZM5 101H7V97H6V100H5ZM12 101H13V102H12ZM31 101H32V103H31ZM146 101H147V102H146ZM155 101H156V100H155ZM187 101H189V102H187ZM7 102H10L9 99H8ZM15 102H16V101H15ZM15 102H14V103H15ZM18 102H16V103H18ZM21 102H20V104H21ZM73 102H74V103H73ZM121 102H122V103H121ZM143 102H144V103H143ZM149 102H150V100H149ZM177 102L179 103L178 99H177ZM16 103H15V104H16ZM77 103H78L79 105H78ZM150 103H151V102H150ZM152 103H155L154 100H153ZM156 103H157V102H156ZM180 103H181V102H180ZM180 103H179V104H180ZM182 103H184V102H182ZM182 103H181V105L183 106ZM195 103H198V104H195ZM203 103H205V102H203ZM5 104H6V105H5V108H6V107L8 108L7 105H9L10 103H9V104L5 103ZM76 104H77L78 106H76ZM142 104H143V105H142ZM2 105H3V107H2ZM105 105H106V106H105ZM112 105L114 106L113 108L111 107ZM149 105H150V104H149ZM187 105H188V104H187ZM67 106H68V107H67ZM145 106H146V105H145ZM147 106H148V105H147ZM184 106H185V105H184ZM138 107H139V108H138ZM189 107H191V106H189ZM193 107H194V106H193ZM1 108H2L3 110H2ZM26 108H27V109H26ZM80 108H78L77 110L79 111ZM95 108H96V109H95ZM145 108H146V107H145ZM182 108H183V107H182ZM32 109H33V111H32ZM114 109H115V113H116V114H113L114 111L112 112V110H114ZM137 109H138V110H137ZM184 109H185V111H186V110H187V111H188V110L191 111L190 108L188 109V108H186V106L184 107ZM1 110H2V111H1ZM94 110H96V113L94 112L96 115L94 114V116H97L98 118H97V117L94 118V116H93V114H92ZM36 111H37V112H36ZM62 111H61V113H62ZM71 111H72V112H71ZM82 111H84V113L86 112L85 110H81V111H79V113H81V115L83 114ZM34 112H35V113H34ZM66 112H67V113H66ZM160 112H164V111L162 110V111H160ZM165 112H166V111H165ZM61 113H59V114H61ZM79 113L76 115V117L81 116V115H79ZM88 113L86 112V114H88ZM138 113H139V112H138ZM154 113H155V111H154ZM157 113H158V114L155 115V117L152 116L153 119H155V120L153 121V122H155V123H153V124L155 125V127H152L153 130H151L150 127H148V125H149L150 123H152L151 121L153 120V119H151L152 117L150 118L151 115L148 116V118L151 120V121L148 120V121H149V124L146 125V126L144 125V128L142 127V126H143V125H142V126L140 127L141 129L139 128L140 131L136 130V131H138V132H136V133L141 132V133L139 134L140 136L137 135V136H139L138 139H137V136L135 137V139H137V142H135V143L137 144V146H136V144H134L135 147H137V148L135 149V151H137V149L140 150V154H139V156L141 155V153H143V155H144V154L146 155V154H148V153H151V151H154V150H155V147H156V146L154 147V145H155V144H154V145L152 146V148H154V150H151V145H152V143H153V141L151 142V138H152V140L155 141L154 138H156V137L153 138L154 134H153V135L151 134L152 136L149 135L150 132H149V131L147 132V130L155 131L154 129H157L156 126L158 127V125H160V126L158 127V129H157V130H159V129H160V130H159V131L156 130V131H155V132H156L155 135L157 136V138H156L157 140H158L159 136H161V135L163 136V137H162L163 139H159V141H158L156 144H158V143L160 142V143L162 144L163 147H161V146H160L161 144L159 143L160 145H159V147H158V149H159L158 151L163 150V148L166 147V145H167L166 143H167V141H168L167 139H170V138H171L170 135L173 136L174 138H176V134H173V133H172L173 135L170 134L171 131H172V128L175 126V125H174L175 122H174V123L171 122L173 118H170V119H171V121H170V119H168L169 117H165L166 114H167V116H168V112H166L165 115L162 114V113L159 114V111H158ZM34 114H35V115H34ZM73 114H71V115H73ZM86 114H85V115H86ZM133 114H134V116H133ZM135 114H136V115H135ZM141 114H142V113H141ZM3 115H5V116H3ZM62 115H61V116H62ZM78 115H79V116H78ZM83 115H84V114H83ZM114 115H115V116H114ZM118 115H119V116H118ZM152 115H154V114H152ZM163 115H164V118H162ZM170 115H171V114H170ZM86 116H88V115H86ZM90 116H91V117H90ZM156 116H158V117H156ZM171 116H172V115H171ZM27 117H28V118H27ZM35 117H36V116H35ZM58 117H59V116H56V119H59ZM72 117H73V116H72ZM83 117L85 118V116H83ZM83 117L81 116V118H83ZM113 117H114V121H111V122H110L109 120H111V119L113 120ZM115 117H116V119H115ZM131 117H132V118H131ZM159 117H161V118H159ZM173 117L175 118V120H176L177 118H178V119L180 118L179 116H176V115H174ZM176 117H177V118H176ZM182 117H183V116H181V118H182ZM26 118H27V121H28V122L26 121ZM79 118H80V117H79ZM86 118H87V117H86ZM88 118H87V119H88ZM96 118H97V120H96ZM137 118H139V116H137ZM24 119H25V121H24ZM94 119H95L96 123H95ZM178 119H177L176 121H178L179 123H175V124H180L181 121L178 120ZM183 119H184V118H183ZM183 119H182V120H183ZM15 120H16V121H15ZM62 120H64V121H62ZM73 120H74V121H73ZM158 120H159L160 122H159ZM161 120H162V121H161ZM167 120H168V121H167ZM175 120L173 119V121H175ZM55 121H56V120H55ZM80 121H82V119L79 120V123H80ZM92 121H93V122H92ZM130 121H132V122H130ZM166 121H167L168 123H167ZM169 121H170V122L172 123V125H174V126L170 125L171 128H170V127L166 128V127L168 126V125H166V123L169 124ZM58 122H56V123H58ZM70 122H71V123H70ZM109 122H110V124H111V123H112V124L110 125ZM53 123H54V122H53ZM87 123H88V124H87ZM156 123H157L158 125H157ZM181 123H182V122H181ZM73 124H75V125L77 124V128H75L76 126L73 125ZM19 125H20V124H19ZM83 125H84V126H83ZM126 125H127V126H126ZM130 125H131V124H130ZM154 125H152V126H154ZM163 125H164V126H163ZM65 126H66V127H65ZM74 126H75V127H74ZM89 126H90V125H89ZM262 126H263V125H262ZM73 127H74L75 129H74ZM145 127H147V129H146ZM162 127H164V128H162ZM6 128H5V130H7ZM68 128H69V129H68ZM87 128H88L89 130H88ZM142 128L145 129L144 134H143V129H142ZM161 128H162L163 130H164L165 128H166V129H169V130L171 129L170 131L167 130L168 132H170L169 135H168V132H165L166 130L164 131V134L166 133L165 136L168 135V136H167L168 138L166 137V139H165V140H167V141L164 140L165 136L163 135V133L161 134V132H162V131H161V130H162ZM0 129H2V128L0 127ZM53 129H54V128H53ZM85 129H87V130H85ZM2 130H4V129H2ZM5 130H4L3 132H5ZM76 130H75V131H76ZM79 130H78V131H79ZM121 130H122V131H121ZM141 130H142V131H141ZM53 131H54V130H52V127H51V131H50V133H52ZM87 131H88V132H87ZM89 131H90V132H89ZM92 131H94V132L92 133ZM114 131H113V133H114ZM3 132H2V133H3ZM83 132H84V133H83ZM110 132H111V133H110ZM145 132H146V133H145ZM155 132H154V133H155ZM6 133H5V135H6ZM50 133H49V135H51ZM70 133H71V134L73 133V134L70 135ZM106 133H107L108 135H107ZM115 133H116V134H115ZM115 133H114L115 135H118V134H117V131H116ZM125 133H127V132H125ZM52 134H53V133H52ZM58 134H59V135H58ZM79 134H80V135H79ZM157 134H159V135H157ZM0 135H1V134H0ZM2 135H3V134H2ZM60 135H61V136H60ZM67 135H68V136H67ZM69 135H70L72 138H70ZM112 135H113V134H112ZM115 135H114V137H115ZM121 135L123 136L124 134H120V135H118V136H120V138H118V137H115L116 139H115L114 137H113V138H114L115 140H117V138H118V140L123 139L124 142H125V140L127 141L128 139H130V138L126 137V136L129 135V133L126 134V136H125L126 138H125V139H124V137L121 138V137H122ZM148 135H149V136H148ZM51 136H52V135H51ZM57 136H58V137H57ZM62 136L65 137L66 140H65ZM85 136H86V137H85ZM131 136H132V135H131ZM150 136H151V137H150ZM178 136H179V135H178ZM16 137H17V138H16ZM61 137H62V138H61ZM103 137H104V138H103ZM18 138H19V140H18ZM49 138H50V137H49ZM68 138H70L71 140L68 139ZM113 138H112V139H113ZM160 138H161V137H160ZM174 138H171V139H174ZM11 139H9V140L11 141ZM14 139H13V140H14ZM78 139H79V140H78ZM114 139L111 140V141H108V142H110L111 144H113ZM132 139H133V138H132ZM176 139H179V137H177ZM0 140L2 141V137L0 138ZM7 140H6V141H7ZM53 140H55V141H53ZM67 140H70V141H69L70 144H71L72 141L75 142V143H78V144H76V147H78V148H76L75 151H74L73 149L75 148V145H73V148L71 147L72 150H70V149L68 148L69 145L67 144ZM77 140H78V142H77ZM80 140H81V141H80ZM82 140H83V141H82ZM138 140H139V141H138ZM157 140H156V141H157ZM161 140H164V141L161 142ZM56 141H57L58 143H57ZM60 141H61V142H60ZM112 141H113V142H112ZM131 141H134V139L131 140ZM131 141L129 140V142H131ZM156 141H155V142H156ZM73 142H72V144H73ZM79 142L81 143L82 148H80V144H79ZM99 142H100V143H99ZM108 142H107V143H108ZM4 143H5V144H4ZM59 143H60L61 145H60ZM62 143H63V144H62ZM64 143L67 144L68 146L65 145ZM110 143H109V144H110ZM118 143H119V141H118ZM131 143H132V142H131ZM133 143H134V142H133ZM149 143H151L150 146H149ZM16 144H17V143H16ZM19 144H20V146H19ZM54 144H56V145H58V146H56V145H54ZM126 144H127V142H126ZM138 144H139V145H138ZM12 145H13V146H12ZM22 145H23V144H22ZM46 145H47V146H46ZM63 145L65 146V148L63 147ZM78 145H79V146H78ZM83 145H84V146H83ZM14 146H16L17 149H16V147H14ZM18 146H19V148H18ZM103 146H104V147H103ZM13 147H14L15 149H14ZM56 147H59V149H60V147H61V149H60V150H61V154H60V150H57L58 152L56 151V153H55V158H54V152H53V153H51V152H52V150H53L54 148H55V149H58V148H56ZM66 147H67V148H66ZM69 147H70V146H69ZM149 147H150V148H149ZM160 147H161L162 149H160ZM4 148H5V147H4ZM36 148H35V150H36ZM41 148H39V149H41ZM79 148H80V150H78ZM83 148H85V149H83ZM100 148H101V149H100ZM31 149L34 151V154H35V155L32 153L33 155L31 156V154H30V153H31V152H30ZM55 149H54V150H55ZM81 149H82V150H81ZM5 150L8 152L7 149H5ZM23 150H24V149H23ZM25 150H24V151H25ZM42 150H40V151L37 150V151H39L38 154H40L41 152H43ZM102 150H103V151H102ZM106 150H105V151H106ZM108 150H109V149H108ZM139 150H138V151H139ZM146 150H148V153H144ZM156 150H157V148H156ZM16 151H17V152H16ZM18 151H19V152H18ZM48 151L51 153V155L53 156L54 159L49 158V157H50V153H48ZM70 151H71V152H70ZM73 151H74V153H73ZM76 151H78L79 153H76ZM81 151H82L83 153H81ZM21 152L23 153L22 156H21V154H19V153H21ZM29 152H30V153H29ZM65 152H66V157H65ZM98 152H99V153H98ZM106 152L109 153L108 151H106ZM106 152H105V154H106ZM110 152H111V151H110ZM146 152H147V151H146ZM9 153H8V154H9ZM44 153H42V154H44ZM68 153H70V154H68ZM72 153H73L74 155L76 154V156L74 157V155H73ZM103 153H102V154H103ZM111 153H113V156L110 154V157H113V159H114V158H115L114 155H116V154H115V152H113V151H112ZM134 153H135V152H134ZM136 153H138V152H136ZM17 154H19V156H21V157L18 158ZM56 154H57V155H56ZM62 154H63V155H62ZM79 154H80V155H79ZM81 154H82V155H81ZM105 154H103V156H102V157L100 156L99 158L102 159V160H104V159H108L109 156H108V155L105 156ZM261 154H262V152H261ZM24 155H25V157H24ZM68 155H70V156L68 157ZM259 155H260V154H259ZM263 155H264V152H263ZM263 155H262V158H261V156H259V158H260V160L263 159V162H264V157H263ZM16 156H17L18 159L16 158ZM43 156H42V157H43ZM52 156H51V157H52ZM61 156H63V157H61ZM22 157H24V158L22 159ZM80 157H81V158H80ZM103 157H106V158H103ZM14 158H15L16 160H15ZM25 158H26V159H25ZM30 158H31V159H30ZM46 158H45V159H46ZM72 158H73V159H72ZM91 158H92V159H91ZM40 159H41V158H39L38 160H40ZM49 159H51V160H49ZM71 159H72V160H71ZM96 159H98V158H96ZM100 159H99V161H102V160H100ZM111 159H112V158H111ZM113 159H112V161L115 162ZM7 160H8V159H7ZM14 160H15V161H14ZM19 160H20V162H19ZM30 160H32L33 162L30 161ZM38 160H36V161L38 162ZM43 160H44V157H43ZM67 160H68V161H67ZM73 160H74V162H73ZM84 160H86V161H84ZM41 161H42V160H41ZM44 161H45V160H44ZM91 161H90V162H91ZM109 161H110V160H109ZM17 162H18V163H17ZM31 162H32V163H31ZM113 162H112V164H114ZM38 163H39V162H38ZM40 163H42V162H40ZM43 163H46V162H43ZM70 163H71V164H70ZM72 163H73V164H72ZM82 163L85 164V167H86L87 170L85 169V167H84V165H83ZM109 163H111V161H110ZM233 163H234V164H233ZM9 164H8V165H9ZM66 164H67V165H66ZM76 164H77V165H76ZM90 164H92V165L94 166L95 163H90ZM100 164H101V163H100ZM100 164H99V165H100ZM112 164H110V166H111ZM115 164H116V162H115ZM231 164H232V166L230 165V169H231V167L233 168V166H234L235 164H236L235 166L237 167V162L235 163L234 160L232 161ZM10 165H9V167H10ZM22 165H23V166H22ZM26 165H27L28 168L26 167ZM46 165H45V166H46ZM92 165H91V166H92ZM99 165H98V166H99ZM31 166H30V168H31ZM38 166H39V165L36 164V169L38 168ZM50 166H51V167H50ZM93 166L90 167V170H92V168H94ZM95 166L97 167V165H95ZM102 166H103V164H102ZM11 167H10V168H11ZM22 167H23V169H22ZM34 167H33V168H34ZM83 167H84V168H83ZM96 167H95L96 170L100 169V168L97 169ZM114 167H115V166H114ZM33 168L31 169L32 171H30V169H29V172H27V173L30 174V176H33V174L31 175V173L34 172V171H33V170H34ZM68 168H69V169H68ZM105 168H107V167H105ZM108 168H109V167H108ZM110 168H111V167H110ZM234 168H235V167H234ZM234 168H233V170L231 169V170H229V171H234V173H235L237 170H236V169L234 170ZM263 168H264V167H263ZM263 168L260 170V171H261V174H262V172H263ZM111 169H112V170L114 169L113 166H112ZM117 169H118V170H117ZM128 169H129V168H128ZM13 170H14V169H13ZM17 170H14V171H17ZM72 170H73V171H72ZM82 170H83V172H82ZM112 170H110V171H112ZM114 170H115V169H114ZM119 170H120V168L116 167V170H115V171H119ZM25 171H26V172H25ZM36 171H37V170H36ZM79 171H80V172H79ZM102 171H103V170H102ZM115 171H112V172H113V175H114V173H115L116 176H117L119 173L117 174ZM122 171H123V170H122ZM122 171H121V172H122ZM229 171H228V172H229ZM30 172H31V173H30ZM68 172H69V173H68ZM77 172H78L79 174H78ZM89 172H90V171H89ZM93 172H94V171H93ZM104 172H105V169H104ZM107 172H108V171H107ZM119 172H120V171H119ZM132 172H133V173H132ZM228 172H227V174L230 173V172H229V173H228ZM21 173H22V174H21ZM49 173H50L51 175H48ZM72 173H73V174H72ZM76 173H77L78 175H77ZM81 173H82V174H81ZM95 173L97 174L96 171H95ZM95 173H94L93 175H96ZM131 173H132V174H131ZM234 173H233V175H234ZM29 174H28V175H29ZM34 174H36V172H35ZM106 174H107V173H106ZM106 174H104L105 177H106ZM123 174H124V173H123ZM231 174H232V173H231ZM231 174L228 175V178L231 176ZM263 174H264V172H263ZM23 175H24V174H23ZM75 175H76V176H75ZM79 175H80V176H79ZM81 175H82V176H81ZM87 175H88V176H87ZM89 175H90V176H89ZM113 175H112V176H113ZM131 175H132V176H131ZM235 175H237V172H236ZM24 176H25V175H24ZM30 176H29V177H30ZM35 176H36V175H35ZM35 176H34V177H35ZM70 176H71V177H70ZM73 176H75V177H73ZM77 176H78V177H77ZM83 176H84V177H83ZM96 176H97V175H96ZM226 176H227V175H226ZM26 177H28V176H26ZM50 177H51V179H50ZM81 177H82L83 179H82ZM103 177H104V176H103ZM123 177H124V178H123ZM233 177H234V176H233ZM235 177H236V176H235ZM235 177H234V178H235ZM36 178H39V177H36ZM45 178H44V179H45ZM70 178H71V179H70ZM79 178H80V181H81V182L78 180ZM90 178H91V177H90ZM90 178H89V179H90ZM98 178H99L100 180H99ZM216 178H218V176H217ZM236 178H237V177H236ZM260 178L262 179L263 177L260 176ZM26 179H27V178H26ZM31 179H32V177H31ZM39 179H40V178H39ZM42 179H43V178H42ZM67 179H68V180H67ZM74 179H75V180H74ZM123 179H124V180H123ZM224 179H225V177H224ZM224 179H223V181H224ZM230 179L233 180L232 178H230ZM32 180H36V179L34 178V179H32ZM32 180H31V181H32ZM37 180H38V179H37ZM76 180H77V181H76ZM93 180H94V179L91 178V181H93ZM119 180H120L121 182H120ZM122 180H123V181H122ZM217 180H218V181L220 180V176H219V179H217ZM231 180H230V181H231ZM38 181H39V180H38ZM58 181H59V182H58ZM100 181H101V183H100ZM225 181H226V184H228V183L230 182V181L227 179V177H226ZM225 181H224V183H225ZM228 181H229V182H228ZM236 181H237V179H236L235 181L233 180V186L230 185V186H228L229 188L226 186V184L224 185V187H226V188H224V190L227 192L228 190H226V189L228 188V189H230V191H228L227 193H225V191H224L223 193H224L225 196L227 197L226 194H229V192H231V193H230V196H231L230 199H233V200H234V197L237 196V195H242L243 197H245V196H246V190H247V189L250 190V188L248 187V188H243V190L239 189V190H240V192H239L238 189L235 188V187H237L236 184H235ZM29 182H30V180H29V178H28V183H29ZM82 182H83V183H82ZM94 182H96V180H95ZM94 182H93V184L95 185ZM122 182H123V183H122ZM227 182H228V183H227ZM31 183H32V182H31ZM37 183H39V182H37ZM52 183H53V184H52ZM89 183H90V181H89ZM104 183H105V184H104ZM107 183H108L109 185H111L110 187H112V189L114 188L112 191H110L111 188H108L109 185H108ZM111 183H112V184H111ZM114 183H115V184H114ZM221 183H223V182L221 181ZM224 183H223V184H224ZM230 183L232 184V181H231ZM51 184H52V185H51ZM71 184H72V185H71ZM39 185H40V186H39ZM43 185H44V186H43ZM50 185H51V186H50ZM82 185H83V186H82ZM102 185L105 186V187H102ZM106 185H107L108 187H107ZM228 185H229V184H228ZM254 185H255V184H254ZM254 185H253L252 187H253V189H256V186H254ZM25 186H24V187H25ZM117 186H118V187H117ZM231 186L234 187V189H232ZM66 187H68V188H66ZM93 187H94V189H93ZM99 187L102 188V189L100 190ZM254 187H255V188H254ZM82 188H83V189H82ZM85 188H86V189H85ZM96 188H97V189H96ZM237 188H238V187H237ZM27 189H26V190H27ZM77 189H78V190H77ZM81 189H82V190H81ZM106 189H107V190H106ZM20 190H22L23 193L20 192ZM103 190L106 191V192H104ZM231 190H232V191H231ZM77 191H79V192L81 191L80 194H82V195H81L82 197H78V198H76V197H77V193H78ZM84 191H85V192H84ZM13 192H14V193H13ZM72 192H73V193H72ZM132 192H133V194H132ZM234 192H235V193H234ZM236 192H237V194H236ZM75 193H76V194H75ZM84 193H85V194H84ZM238 193H239V194H238ZM240 193H241V194H240ZM74 194H75L76 197H74ZM224 194H223V195H224ZM18 195H19V194H18ZM134 195H135V196H134ZM221 195H222V194H221ZM54 196H55V197H54ZM59 196L62 197V198H60ZM78 196H79V195H78ZM86 196H87V197H86ZM92 196H93V197H92ZM95 196H96V197H95ZM106 196H107V197H106ZM110 196H111V197H110ZM133 196H134V197H133ZM225 196H224V197H225ZM230 196L228 195V197H230ZM11 197H12V198H11ZM72 197L75 198V199H73ZM89 197L92 198V201H91V198H89ZM94 197L96 198L95 200H94ZM212 197H213L214 201H216V198H217V197H215V198H214V196H212ZM212 197H211V200H213ZM218 197H219V195H218ZM220 197H222V196H220ZM220 197H219V198H220ZM7 198H8V199H7ZM13 198H14V199H13ZM44 198H45V199H44ZM49 198H50V200H51V198H52V200H51L50 203H49V200H47V199H49ZM69 198H70V199H69ZM81 198L83 199V202H82V199H81ZM87 198H89L90 201H89ZM6 199H7L8 201H7ZM53 199H54V200H53ZM79 199H80L81 202L79 201ZM86 199H87L89 202H88ZM209 199H210V198H209ZM5 200L7 201L6 203H4ZM46 200H47V201H46ZM60 200H61V201H60ZM93 200H94V201H93ZM110 200H111V201H110ZM211 200H210V201H211ZM217 200H218V199H217ZM245 200H246V199H245ZM18 201H19V200H18ZM59 201H60V202H59ZM76 201H77V202H76ZM108 201H109V202H108ZM137 201L140 203V205H139V203H138ZM43 202H44V203H43ZM45 202H46V203L48 202L47 205H46ZM52 202H54V203L52 204ZM90 202H94V203L96 202V204L99 203L101 206H100L99 204H97V205H99L100 207L97 206V205H94V204H93V206H94L95 208L89 209V207H90L89 205L92 204V203H90ZM110 202H111V203H110ZM141 202H142V201H141ZM208 202H209V200L205 202V206L207 205ZM239 202H240V203H238L237 207H240V206H241V202H242V201H239ZM16 203L18 204L19 202H16ZM117 203H118V204H117ZM210 203H212V204L215 205V207H216V204H214V203H216V202L213 203V201H212V202H210ZM210 203H209V206H212ZM38 204H39V206L41 205V207H39V209L37 208V205H38ZM80 204H81V205H80ZM109 204H110V205H109ZM242 204H243V202H242ZM42 205H44V206H42ZM45 205L48 206V207H45ZM59 205H60V206H59ZM106 205H108L109 207H108V206L106 207ZM118 205H120V206H118ZM4 206H3V209L5 208ZM50 206H51V208H53L54 206H55V208H58V209L53 208V210H57V212H58V214H56L57 212H55V214H56L55 218L53 217V216L55 215L54 212H53V210H51L52 212L48 211V209H50ZM91 206H92V205H91ZM8 207H6V208H8ZM44 207H45V209H40V208H44ZM84 207H85V208H84ZM97 207L100 208V209H98V211L100 210L101 212L104 211V209H106V210L108 209V210L106 211V213L110 211V214H109L110 216H109L108 214H107L108 216H106V218L110 217V218H108V219H111V217H112L111 221H110V220L108 221V222H110V223L107 222L108 219H105L106 222L104 221V222L107 223V224H105L103 221H100V220H102V217H101V216H104L103 213H101L102 215L100 214V215H101V216H100L101 218H99V217L97 218V216H99L98 213L95 212ZM112 207H113V208H112ZM119 207H120V208H119ZM144 207H145V208H144ZM6 208H5V209H6ZM90 208H91V207H90ZM109 208H110V210H109ZM116 208H118V209H116ZM207 208H208V205H207ZM207 208L205 207V210H206ZM213 208H214V207H212L210 210H209V208H208L207 211H208L209 213H210L211 211H213V214L216 213L215 210L217 211L218 208H215V210H212ZM113 209H114L115 211H117L118 214H114V212L112 211ZM37 210H36V212H37ZM92 210H95V211H94V212H95V213H94V214H95L94 217H96L95 220H96V219L99 220V221H98V222H100L99 224L97 223V221H96V223L94 222L95 220H94L93 217H92V216L94 215L93 212H91ZM119 210H120V211H119ZM34 211H35V210H34ZM86 211H87V212H86ZM100 211H99V213H100ZM31 212H32V211H31ZM90 212H91V213H90ZM104 212H105V211H104ZM117 212H116V213H117ZM119 212H120V213H119ZM130 212H131V213H130ZM217 212H220V210L217 211ZM233 212H234V210H233L232 213H230V214H225V215H227V217L224 216V215L221 216V215H219V214L216 213L215 215H213V218L211 217L210 220H209V223H208V224H209L210 226H209V225L206 226V224H205V228L208 227V229H206V230H208V231H205V229H203V230H204L206 233H207V232H208V233H207V234L204 233L203 236L206 234L204 239L206 240V238H208V239H207L208 243H209V239H212V238H213V239H215V240L212 239V240H210V242H212V244L215 243V245H219V246H221V248H222V247H223L228 241L231 242V239H230V238H232V237H230V236H232V235H231L232 230H230V228L228 229V226H227L228 223H227V222L229 221V218L231 217V214H233ZM42 213H43V214H42ZM88 213H89V214H88ZM106 213H105V215H106ZM4 214H5V215H4ZM31 214H34V213H31ZM31 214H30V212H29V215H31ZM45 214H46V215H45ZM91 214H92V216H91ZM220 214H222V212H221ZM2 215H1V216H2ZM41 215H42V216H41ZM43 215H44V216H43ZM47 215H48V218L50 217V215L52 216V218H54V219H51V218L48 219V218H47V220H48V224H47L46 222H44V221H46V220H44V218H46ZM88 215H89V216H88ZM233 215H234V214H233ZM233 215H232V218H233V217H236V218H237L236 215H235V216H233ZM3 216H2V217H3ZM32 216H33V215H32ZM32 216H30V217H32ZM67 216H68V218H67ZM85 216H87V217H85ZM214 216H219V217L216 218V217H214ZM228 216H230V217L228 218ZM40 217H41V218H40ZM90 217H91V219H93V222H92V223H94V224H92V229H89V227L91 228V226H90V224H91V219H89L90 221L88 220V218H90ZM117 217H118V218H117ZM128 217H125V218H128ZM223 217H224V218H223ZM225 217L228 218V219H225ZM103 218H105V217H103ZM121 218H123V217L121 216ZM236 218H235V219H236ZM212 219H213V222H211V224H212V225H211V224H210V221H211ZM215 219H216V220H215ZM218 219L220 220V224H221L224 220H226V221L228 220V221L225 222V223L223 222L225 225L222 223V225H223V229H222V226H221V227L219 226V221H218ZM222 219H224V220L222 221ZM1 220H2V221H1ZM33 220H34V221H33ZM73 220L78 221V222H79V225H81V226H76V227L73 226V227H71L70 225H67V224H71V225H72L73 223H75V221H74L73 223H70V222H72ZM85 220H86V221H85ZM118 220H119V221H118ZM123 220H124V218H123ZM125 220H126V219H125ZM116 221H117V222H116ZM216 221H217V222H216ZM232 221H234V220H232ZM232 221H230L228 225H230V224H234V223H232ZM81 222H82V223H81ZM112 222H113V223H112ZM114 222H115V224H114ZM40 223H41V225L44 224V228H43V227H39V228H37L38 225H39ZM45 223H46L47 225H45ZM84 223H85V224H84ZM86 223H87V224H86ZM116 223H117V224H116ZM35 224H38V225L35 226ZM82 224L85 225V226L83 227L84 229H82ZM102 224H103V226H102ZM104 224H105V225H104ZM188 224H189V222L186 223V224L184 223L183 225H184V227H187V226H189ZM4 225H5L6 227H3ZM75 225H78V223H76ZM87 225H88V226H87ZM111 225H112V226H111ZM185 225H187V226H185ZM216 225H217V226H216ZM39 226H40V225H39ZM48 226H49V227H48ZM67 226H68V228H67ZM110 226H111V227H110ZM218 226H219V228H218ZM224 226L226 227L225 229H224ZM2 227H3V230L1 229ZM79 227H80V229H77V228H79ZM87 227H88V228H87ZM94 227L97 229L98 232H97L96 230H94V229H95ZM114 227H115V228H114ZM40 228H41V230H45V229H46V231H45V232H42L41 230H38V229H40ZM42 228H43V229H42ZM47 228H48V229H47ZM49 228H50V230H51L52 232L49 230ZM51 228H52V229H51ZM69 228H70V229H69ZM71 228L74 230V232H72L73 230H72ZM75 228H76V229H75ZM85 228H86V229H85ZM111 228H112V230H111ZM116 228H117V229H116ZM210 228H211V229H210ZM216 229H217V231L215 232ZM226 229H228V230H226ZM47 230H48V231H47ZM59 230H60V231H59ZM88 230H89V231H88ZM209 230H210V231H209ZM223 230H226V231L223 233ZM49 231H50V232H49ZM56 231H57V232H56ZM68 231H69L70 233H68ZM104 231H105L106 233H105V234H101V233L104 232ZM111 231H112V232H111ZM204 231H203V232H204ZM47 232L51 233V234H50L51 236H50ZM65 232H66V233H65ZM80 232L85 233V235H84V234L80 235ZM226 232H227V233H226ZM56 233H57L58 235H56ZM67 233H68V234H67ZM74 233H75V234H74ZM86 233H87L88 235H89V234H90V235L92 234V235H91V239H90V235L88 236L89 238H87V239H88V240L90 239L88 242H86V241H87V239H86V235H87V234H86ZM97 233H98V234H97ZM215 233H216V236H215ZM228 233L230 234V236H227ZM6 234H7V235H6ZM100 234H101V236L104 235V236H103L104 238L101 237V236H99ZM106 234H108V235H106ZM112 234H113V235H112ZM225 234H226L227 237H225ZM229 234H228V235H229ZM14 235H15V236H14ZM31 235H32V236H31ZM45 235H46L47 237H46ZM55 235H56L57 237H56ZM69 235H71L72 237H70ZM73 235H75V236H73ZM109 235H110V236H109ZM208 235H210V236L212 235V236L210 237V236H208ZM219 235H220V237H217V236H219ZM49 236H50V238H52L51 240H55V241L58 240L59 244H58V242H56V243L54 244V246H55L54 248H52V249L49 248V252H50V253H49V256H48V248H46L47 245L43 244L44 242H42V241H44V240H42L41 238L45 239V243H46V241H49V240H50ZM53 236H54V237H53ZM80 236H84L85 239L83 238V241H82V237L80 238ZM95 236H96V237H95ZM206 236H207V237H206ZM213 236H214V237H213ZM12 237H13V238H12ZM21 237H22V238H21ZM29 237H30V238H29ZM33 237H34V238H33ZM37 237H39V238H37ZM40 237H41V238H40ZM76 237H77V239H76ZM99 237L102 238V239L100 238V243H99ZM229 237H230V238H229ZM24 238H25V239H26V238H27V239L29 238L30 240H27V239L24 240ZM47 238H48V239H47ZM60 238H61V239H60ZM96 238H98V242H97V239H96ZM220 238L223 239L224 243L222 242V240H221V242H220V240H219ZM227 238H229L230 240L227 239ZM233 238H235V236H233ZM22 239H23V240H22ZM40 239L42 240V241H41L42 244H41V243H40V244L38 243V242H40ZM46 239H47V240H46ZM65 239H66V240H65ZM70 239H71L72 242L70 241ZM72 239H73L75 242H74ZM225 239H226V240H225ZM78 240H79V241H78ZM84 240H86V241H84ZM105 240H106V239H105ZM205 240H203V241H205ZM227 240H228V241H227ZM17 241H18V240H17ZM26 241H27V242H26ZM28 241H29V242H28ZM36 241H37L38 244L36 243ZM61 241H62V243H60ZM77 241L79 242L78 244H79L80 248H81V246H82V248H81L82 250H80L79 247L77 248V249H79V250H77V251H79V252H77V251L75 252V251H74V250H75V249H74V245H75V243L77 244ZM90 241H91V242H90ZM93 241H94V242H93ZM95 241H96V242H95ZM106 241H107V240H106ZM187 241H189V240H187ZM187 241H184V242H183V243H185L184 246L188 248V249H187V248L184 247L183 250H185V253H187V251H189V247L192 246V245L189 246L188 244H190V243L192 244V243L195 242V241H193V240H190V243H186ZM191 241H193V242H191ZM203 241H202L201 244L205 247L204 244L207 243V242L203 243ZM213 241H214V242H213ZM217 241H218V242H217ZM5 242L7 243V245L5 244ZM22 242H23V243H26V245H23ZM73 242H74V244H73ZM89 242H90V244H89ZM92 242H93V244H92ZM53 243H54V242H53ZM82 243H83V244H82ZM87 243H88V244H87ZM217 243H218V244H217ZM62 244H63V245H62ZM64 244H65L66 246H65ZM98 244H99V245H98ZM11 245L9 246V247H10V251H11V248H12ZM19 245L21 246V248L24 247V249H21V248L19 247ZM39 245H44V247H45L46 249L44 250L42 247H41V249H40L39 247L37 248V246H39ZM57 245H59V246L57 247ZM72 245H73V247H72ZM92 245H93V247H92ZM97 245H98V246H97ZM186 245H187V246H186ZM202 245H200L201 248L203 247ZM206 245H207V244H206ZM60 246H61V247H60ZM188 246H189V247H188ZM29 247H30V248H29ZM47 247H48V246H47ZM66 247H67V249H65ZM76 247H77V245H76ZM76 247H75V248H76ZM83 247H84V250H83ZM90 247H91V248H90ZM19 248H20V249H19ZM72 248H73L74 250H73ZM85 248H86V249H85ZM92 248H94V250H93ZM218 248H220V247H218ZM15 249H16V248H15ZM37 249H39V250L37 251ZM61 249H62V250H61ZM68 249H69L70 251H71V249L74 251V252L71 251L72 254H70V255H71L70 258H69V254H68V253H69V250H68ZM21 250H22V251H21ZM55 250H56V253L54 254ZM88 250H89V251H88ZM91 250H92L95 254H93V252H92ZM214 250H215V249H214ZM6 251H7V250H6ZM8 251H9V249H8ZM13 251H14V252H13ZM35 251H36V252H35ZM45 251H46V252H45ZM67 251H68V253H67ZM99 251H100V250H99ZM99 251H98V252H99ZM209 251H210V250H209ZM16 252L19 254V256H18V254H17ZM27 252H28V254H27ZM81 252H82V253H81ZM85 252H86V254H85ZM87 252H88V253H87ZM91 252H92V253H91ZM213 252H214V251H213ZM215 252H216V251H215ZM217 252H218V250H217ZM4 253H5V254H4ZM15 253H16V256H18L20 259L17 260V258L14 257V256H15ZM66 253H67V254H66ZM188 253H189V252H188ZM209 253H210V255L212 254V257H216V254L211 253V251H210ZM13 254H14V255H13ZM26 254H27V255H26ZM51 254H52V258L50 257ZM63 254H64V255H63ZM65 254H66V255H65ZM76 254H77V255H76ZM3 255H5V256H3ZM35 255H36V256H35ZM186 255H187V254H186ZM186 255L184 254L185 257H186ZM191 255H192V253H191ZM191 255H190V253H189V254L187 255L188 258H189V256H191ZM193 255H194V254H193ZM213 255H215V256H213ZM11 256H12V257H11ZM77 256H78V257H77ZM80 256H82V257H80ZM182 256H183V255H182ZM182 256H180V257H182ZM207 256H208V253H207ZM0 257H1V256H0ZM13 257H14L15 259H12ZM35 257H37L38 260H37ZM73 257H74V258H73ZM192 257H193V256H192ZM192 257H191V259H192L191 262H192V264H194L195 262L193 263L194 260H193ZM208 257H209V256H208ZM10 258H11V260H10ZM22 258H26V259H23V262H22ZM33 258H35V259L33 260ZM182 258H183V257H182ZM182 258H181V259H182ZM188 258H183V259H184L183 262H185V259L188 260ZM210 258H211V257H210ZM99 259H100V260H99ZM179 259H180V258H179ZM179 259H178L177 261H174L173 263H166V264H175V263H177V262L179 261ZM181 259H180V260H181ZM12 260H13V262H12ZM47 260H48V261H47ZM68 260H69V261H68ZM187 260H186L185 263H183L182 260H181V264H191L190 261H187ZM189 260H190V258H189ZM196 260H197V259H196ZM1 261H0V262H1ZM15 261H16V262H15ZM20 261H21V262H20ZM38 261H39V262H38ZM46 261H47V262H50V263H46ZM197 262H198V261H197ZM178 263H179V262H178ZM179 264H180V263H179ZM195 264H196V263H195ZM197 264H198V263H197Z\"/></svg>", "mask_w": 264, "mask_h": 264}]
</instances>
